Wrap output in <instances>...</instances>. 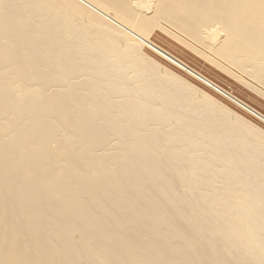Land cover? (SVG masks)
<instances>
[{"label":"bare ground","instance_id":"bare-ground-1","mask_svg":"<svg viewBox=\"0 0 264 264\" xmlns=\"http://www.w3.org/2000/svg\"><path fill=\"white\" fill-rule=\"evenodd\" d=\"M157 33H159L158 35H160V33H162V34L172 38L173 40H175V43L179 42V43L183 44L184 45L183 47H187V49H190V51L194 52L196 56L200 55L201 58L203 57V59H205L204 61L207 60V61H209V63L214 64V65H212V64H210V65H212L214 67L216 66L215 68H219V69L221 68V70L223 69V72L225 70L226 71L225 73L227 75H228V73H230L229 75L232 74V72L230 71L231 69L228 70V68L227 69L225 68V65L228 63L230 64V66L233 65L232 66L233 68L234 67L237 68V70H239V69L247 70L248 69L251 72V73L249 72V74H251L250 76L253 77V79H256V80H254L255 84L257 83L256 81H258L264 86V0H0V264H227L229 259H231V256L226 262L225 261L226 257H224V259L218 258L216 256H214L213 258H210L212 256L209 257V255L207 257H204L203 254L206 253L205 251L207 249L204 251L205 253L202 254V257H201V255L198 254V251H199V249L202 250V247L205 249L206 247L214 245V242L216 244L215 247L217 246V244L223 243L224 248L226 246H228V248H229V245L225 246V244H226V241L229 242L228 239H229V237H232V236H233V238H236L235 241L234 240L233 241L238 243L237 246L239 245L240 249L242 248V245L244 246V249L246 246L245 250L242 249V250H244L245 253H242L243 251H241V254H244V258H243L244 261L250 260L251 262L250 261L249 262L253 263V264H264V242L260 243V238L264 239L263 238L264 237V219L261 220L260 222H258L260 220L259 219L260 217H258V219H257V214L259 213L258 210L261 211L260 207H262L264 209V206H263L264 201L262 203L261 202L262 200L261 199H260L261 201L259 200L261 202L260 203L261 206H260L258 201H256L255 197H253L256 194L254 195L252 193V196H251V194H248V195H250L251 198L247 196V191L249 190L248 193H250L251 192L250 188H252L253 186L250 188L248 187V188L237 193L236 191L238 189L236 191L234 189V187L237 184L233 187L232 184H229L232 181L229 180L230 181L229 182L227 180L228 179L227 178V179H225V180H227L226 181L227 186L224 189V191L222 190V186L224 187V184L223 185L221 184L222 186L220 187V190H219V188L216 187V190L213 191L215 186L212 187L213 189L211 188L213 193H215V192L217 193V190H218V192H220V191L222 192V193L220 192L221 194L218 193L219 198H215L214 200L212 197H216L217 194H214V196L212 195V197H211L212 200H211L209 198L210 195L206 194V192H209L210 188L209 187H208L209 189L204 188V187H207L208 183H210V182L205 184V182H207L208 180L203 182L205 180V179L203 180V178L201 177L203 175V173L201 172L202 173V175H201L200 173H198V171H196L197 169H199L198 168L199 166L201 167L203 165V164L202 165L200 164V161L202 159H200V161L199 160L196 161L197 159L196 160L194 159V158H196L195 154L194 153L191 154L190 152H189L191 154L190 157H186V155H184L186 152L183 153L184 149L182 148V150H181V148H179V147L178 148L180 150H178L176 152H175V149H172L174 151V153H173V151H172V153H169V152H171L170 148H169V152H168V150L166 151V149H168V148L164 149L165 153L160 152L163 149H161L162 147H160V144L158 142V140L160 139L159 138L160 135H162L165 131L164 129L167 128L166 127L167 126L166 121L169 122V120L171 121L170 118H173V116H176V118L178 119V123L176 122L177 120L175 119L176 120L175 121L173 118L174 121H171V125L173 126V125L177 124V126L179 125L181 128V126L183 124L184 125L187 124L186 120H188V118L191 121V119L194 118L197 113H200L199 112L200 110H203L202 112H204V111L207 112V114H205V112H204V114L205 115L209 114L208 115L209 117H212L213 120H216V123L214 122L213 124H211V122H212V120H210L211 118L207 121L205 120L206 122H210V121L211 122H210V124L209 123L205 124L203 129H201L199 127L200 124L198 125L199 128L197 127V125H195L196 128L198 129L197 131L204 130V134H205V132L209 133L210 138L212 137L211 134L215 135L216 137H218L220 134H224L223 132H225V131H222V129L225 127L226 128L229 127L228 129H232V130L229 132L230 136H228V137H231V136L234 137V135H232V134H235V132H237L236 133L237 136H241V137L242 136H250L253 140L254 139L256 140L255 144L256 143L258 145L261 144L260 146L261 147L263 146V148H264V145H263L264 144V137H263L264 131L262 132V130H261V132H260V130H259L260 128L256 127L254 124H251L250 122L248 123L249 124L248 125V124L244 123L245 121L244 122L236 121V120H238L237 116H239V118H242V117H240V115L235 116L233 114L234 113L233 111H231V113L235 117H237V119L234 118L236 122L233 123L234 121L232 120L233 124L230 123V125H227V123H226V126L222 127V125H220V124H225V122L227 121V116H228L227 115L228 112H227V114H225L222 111H224V110L226 111L228 108H225L226 106L224 107L221 103L220 104L223 107L214 105V104L218 103V101H215V100L214 101L216 103L214 102L213 105L210 104L211 101L213 102V100H211L212 99L211 96H209L211 98H209L210 99L209 103L206 102V106H204L205 105L204 103H203L204 104L203 106L201 105L202 102L205 100L200 99L203 101L201 102V104L198 102L199 103L198 105H200V106H198L196 104V106L198 107V110L193 113V115L195 114L194 117L190 118L189 113H192V112H189V111H192V110H188V109L186 110V107L182 106L181 103L180 104L182 107H180L177 102H178V100L181 101L180 99H183V101L185 100L188 102L189 96L191 98H194V100H195L196 96L193 95V93H194L193 91H195L196 89L197 90H199V89L195 88V90H193L192 91L193 93H192L190 91V86L191 87H193V86L190 85L189 82H187V84L189 83L188 84L189 87H187L188 85L184 84V83H186V81H184V83H183L184 84L183 86H185L183 88H184V91L187 90V92H186L187 95H185V92L182 91V92H184V95H183V93H181V95H182V98H181V95L177 94L178 91L176 93L171 91V93L173 92L174 94H172L171 96L170 95L167 96L173 100L172 97L175 94H176V96L178 95L177 98H175V100H177L179 98L176 102V106H177L176 109H179V108L184 109L185 108L184 111L182 110V112H183L182 114H181V112H180V114L179 113L176 114L177 112L175 111V109L174 110L172 109L173 107L169 108L170 106H175V101H173L174 105H170L172 103L168 104V100H170V99H167V101H164L165 104H163V106L161 105L162 103L159 105L158 102H160V101L163 102V100H161L162 98H160V95H158L159 96L158 100H160V101H158L157 99H154V98H156L155 95H157V93H155V91H154L155 87L159 88V86L162 84L161 85L162 87H160V90H161L160 94H161V97H163V94H166V93L168 94L169 89H170V84H168L169 85L168 86L165 84L163 85V82H161V83L158 82L161 80V76L158 74V71L156 68L160 67L161 65L158 64L156 68H155V66L151 65L152 62L150 64V61L152 59L150 60L149 57L147 56V54L150 51L156 57L159 56L160 58L159 57L158 58L160 60L162 59L164 62L171 64L169 66L173 65V67L175 66V67L181 69L180 73L183 70L184 72L187 73L186 75L188 78L191 79V77H193L194 79H196L199 82L198 84H201V86L204 85L203 88L206 87L208 92L211 89V91H214V95H216L215 92L220 94L221 96H223L224 98H226L227 100L232 102L233 105H237L239 107L237 109H243L244 111L247 112V114L249 113L250 117L252 115L256 119L264 122V112H261L260 110L253 107V105L249 104L248 101L246 102L245 101L246 99H244L243 97L240 98L239 95L238 96L235 95L234 92L232 93L231 91L228 90V88L227 89H226V87L224 88L223 85L227 84V82H224L225 84H223V85H220L221 83L219 84V82H216L217 80H215L214 77H216L220 73H218L216 75L214 72V74L216 75V76H214L213 72L211 71V73L213 74V78H214V79H212V77H210V75H207V74H211L209 71H207L208 73L205 74L202 72L203 71L202 69H201L202 71H200V69L198 70L197 69L198 67L196 68V66H195L196 65L195 62H193L195 55L193 56V59L191 61V62H193L192 64H194V67L192 66L191 63H190L191 65L188 64L187 60L189 59L188 56H190V55L185 54V53H187V51H186L187 49H185V51H186V52L184 51L185 53L183 52L184 56L186 55L188 57V59L186 60L185 58H183L184 56L183 57L180 56V57H182V58H180V57H178V55H180V54L177 55V53H180V51H183L184 48H180V47L177 48V50H179V49H183V50H180L179 52L175 51L174 53H176V54L172 53L171 50H168L166 48L168 42L170 41V38L168 39L169 41L164 40L165 38L162 35V37L164 38V39L163 38L162 39L165 42H162V40H160L161 42L154 40L156 38L153 39V37H155L157 35ZM160 36H159V39L161 38ZM157 38H158V36H157ZM158 42H160V43H158ZM166 42H167L166 46L162 44V43H166ZM161 44H162V46H161ZM171 44H172V41L167 47H169ZM175 45H178V44H175ZM62 46L64 47V49H66L68 47V50H67V52H69L68 55H70L72 57H70V58H68V56L62 57V55L64 53L62 54L61 52H56V51H58L56 49L58 47H62ZM163 46H165V48ZM172 46H173V44H172ZM172 46H170V47H172ZM176 47H178V46H176ZM176 47H175V49L173 48L172 51L176 50ZM146 50H148L147 54L145 53ZM190 51L188 52V54L191 53ZM62 52H64L63 49H62ZM66 55H67V53H66ZM154 55H151V56H154ZM196 56H195V58H196ZM75 57L81 58L82 61L84 60V63L80 60L82 62V65L80 64L81 72L77 71L75 73L76 77L73 75L67 76V74H65L66 73L65 71L70 73V72H72V68H74V66L71 69L68 68L69 67L68 63H71L74 60H76ZM214 57L221 59L222 62H219V60L218 59L216 60ZM153 59H157V58L154 57ZM196 59H198V57ZM196 59H195V61H196ZM37 60L41 61V64H42L41 66H35V64H36L35 62H37ZM162 60L160 63H162L164 65V62H162ZM184 60H186V61H184ZM76 61H74V62L76 63ZM156 61L159 62L158 59ZM207 61L204 64H207ZM201 62H203V61H201ZM37 63L40 65L39 62H37ZM167 63H165L166 65H164V66H168ZM224 63H226V64H224ZM78 64H79V61H78ZM154 64H157V63H154ZM10 65L15 66L14 70H11V71H13V74L11 73L12 76H6L5 74L9 73V72H7V69H8L7 67ZM198 66L201 67L199 63H198ZM205 66H208V65H205ZM173 67H172V71L174 70ZM214 67H213V69H215ZM226 67H228V66H226ZM169 68L171 69V67H169ZM206 68H209V67H206ZM235 68H234V70H236ZM162 69H164V68L162 67ZM176 69H175V71H176ZM210 69H212V68H210ZM76 70H78V69L76 68ZM142 70H145L144 74H143ZM147 70L149 72V74H148L149 76L147 75V73H148V72H146ZM241 70L239 72H241ZM3 71H5L7 73H5ZM114 71L118 72V75L116 76L117 79L111 78V77H109V79H116V80H114V81L111 80L112 82H110V80H108L109 82L103 81V77H104V76H102L103 74L104 75L107 74L105 76L107 78L108 73L112 75V73L114 74ZM165 71H167L166 68H165V70H163V72H165ZM168 71H167L168 74L165 73L166 75H169L170 72H168ZM213 71H215V70H213ZM74 72H75V70H74ZM145 72H146V74H145ZM204 72H206V70ZM77 73H82V75H85V74L87 75V73H88V76L90 75L89 77H90V80L92 82L91 83L92 85L90 86V88H87L89 85H88V82H86L85 78H84L86 75L84 77L82 76L84 79L82 78L83 81H80L79 83L85 82V84H84L85 87L87 89H90V90L92 89L91 92H93V94L94 93L96 94V95L94 94L95 95L94 96L92 93H89L90 91H86V96H88V94H89L90 98L92 97L91 95H93L94 97H92L91 100H89V97H88V99H87L88 104L85 105V109L86 108L95 109L96 114L92 115V116L89 115L91 110H90V112L86 113V115H85V113L82 114V116L83 115L86 116L85 121L83 120L82 117L77 116L80 113H82L80 111L83 110V109L81 110V106L83 103L80 101V99L77 98L75 100H72L73 97L71 98V100L66 99V96L69 95L70 93H73V94H71V96L75 97L77 92L80 90V86L83 85V83L81 85L78 82H76V83H78V85L77 84H73V85L74 86L77 85V87L80 85L78 88L75 86L76 87V89H75V87H73L72 85L70 86L69 82H70L71 78L75 77L76 79H78ZM141 73L143 75H146V77L148 76L147 79H146V77H145V80L140 79ZM159 73H160V71H159ZM242 73L243 72H241L240 74H242ZM142 74H141V77H143ZM234 74H232V76H229V79L231 77H233ZM8 75H10V74H8ZM62 75L65 78L67 76L66 81H65V79L61 80L63 78ZM127 75H128V77H129V75L131 77V81H130V77L128 78V80L125 79L127 81H130V82H128V84H127V81L123 80L124 77L126 78ZM242 75H245V74L243 73ZM171 76H175L177 78V75H175V74L171 75ZM165 77H164V79L162 78V80L165 81ZM184 77L186 79V76H184ZM224 77L225 76L223 75L222 80ZM235 77L237 80H240V81L243 80V78H241V76H239L241 79L237 75H234L233 78L235 79ZM58 78H61V79H59V80H61L60 82L65 81L67 83V85H69L72 88H70L69 86L68 87L65 86L66 84L64 82L65 85H63V87L61 86L62 84H59L60 87H62L61 89H63V90L58 89V88H60L59 85L57 84L59 82V80L57 82ZM79 78L81 80V77H79ZM106 78L104 80L108 79V78L107 79ZM173 78L174 77H170V75H169V77L166 78V79H168L166 81V83L167 82L168 83L176 82L175 81L176 78H174V79ZM178 78H180V77H178ZM178 78H177V80L179 81ZM248 78H249V75H248ZM217 79H221L220 75ZM226 79H228V78L226 77ZM253 79H251V80H253ZM72 80H74V79H72ZM122 80H123V82H122ZM183 80L184 79L182 78L181 81L183 82ZM124 81H125V83H124ZM178 81H177V83H178ZM241 82L243 83V81H241ZM252 82H251V84H252ZM55 83H56V86L58 85V88L55 89V91L53 92V90L55 88L53 84H55ZM157 83H159V86ZM196 83H193V84H196ZM242 83H240V84H242ZM51 84L53 85L54 88H52L53 90H51L50 93L48 94L49 91H45V88L48 87L49 85L51 88ZM174 84L177 85L176 83H174ZM244 84H246V83L244 82ZM261 84L260 85L258 84V86H261ZM86 85H88V86H86ZM175 85H173V86H175ZM171 86H172V84H171ZM173 86L171 87L172 89H173ZM244 86H246L249 89V87L251 85L246 84ZM244 86L242 88H245ZM85 87H84V89H85ZM186 87L189 89H187ZM252 87H254V86L252 85ZM73 88L75 90H77V92H74L75 90L73 91L72 90ZM200 88H202V87H200ZM175 89H177V88H175ZM191 89H194V88H191ZM248 89H247V91H248ZM46 90H48V89L46 88ZM207 90H204V91H207ZM109 91L110 92L112 91L111 92L112 94L115 93L117 95V96L116 95H114V96H116L115 98H117V100L116 99L115 100L118 102L121 101L122 95L125 94L123 96L127 95L126 97H128L129 99H131L133 101L130 100V103H129V101H127L129 99L125 97V99L124 98L122 99L123 100V101H121L122 103L124 102V100H126L129 103V105L131 104V102L135 103L134 106H133L134 103L131 104L133 107L131 109H129L130 112H129V110H125L126 107L128 109V106H126L127 102H124L125 105H124V103L122 104V107L124 105L125 109L120 107L121 106L120 102H119L120 104L118 103L116 105V107L119 105L120 109L125 110V111L122 110V112H124V114H125V116H124L125 122L130 120L127 118H130V116L133 117V114L135 112H137V113L138 112L139 113L145 112L146 116L142 115V118L148 117V119L150 121L149 115H150V112L153 111L155 113H159V117L161 116V118L158 117V120L162 119L161 121H164L165 126L162 125L164 127V129L162 128L163 130L161 129V131L156 129V127H154L156 130H154V131L152 130L153 132L151 133V131L149 132V130H150L149 127H147L149 123H147V126H145V127L143 125V127L145 128L144 135L145 134L146 135H145V137H144V135L143 136L140 135V136H142V140L139 137L140 142L138 143V141H137L138 145H140V147H141L140 151L142 149L141 152H143V155H141V156H143V157H140V158H138V160L134 161L136 165L134 164V162L132 164L133 158H131V160H132L131 162L128 161L130 159L129 156H131V155L133 156V153L129 152V150L131 151V148L127 149L128 150L127 153L129 152L131 155L129 153H128L129 155L125 154V152H124V154H125L124 155L123 152L122 153L120 152L121 154L117 152L118 150L121 151V149H122V148H120L121 144L116 145L118 143V140L120 142V141H123L121 139H127L126 137H131V136L133 137V138L132 137L130 138L131 140L128 138L131 142H129V144H128L129 140L128 141L125 140V143H123V144L125 145L126 141H127V144H128V145L126 144L127 148L129 147V145H130V147L133 145V142L135 139L134 138L135 137L134 132L136 133L135 127L133 128L134 119L132 121V124L128 126L127 124L124 123V121H123L124 119L122 118V120H121V118H120V120L123 121V123L125 125H127L128 128H130V126H131L130 130L128 131L127 130L128 128H126L127 126L124 127L123 126L124 124H122V126L125 128L126 132H125L123 127L122 128L120 127L121 129L118 127L119 130L117 129V127H116L117 125L115 124V122L118 124L119 120L113 121L114 123L111 121L112 122L111 123L112 128L116 127L117 131H120V130L122 131V129H123L122 132L120 131V134H122L123 132L126 134L128 131V133L131 134V136L127 133L128 135L126 134V137L124 136V138H122L123 136L120 135L121 138L118 140L115 138L117 140L116 141L114 139L115 134H117L116 133L117 131L115 130V128L113 129V130H115V132L113 133L114 136L112 134H111L112 136H110L109 133H111V132L108 131L109 132L108 133L105 130L106 134L113 138V139H111L105 134L106 137L110 141L112 140L111 143L113 142V140H115V142H116V143L113 142L115 144V146H113V147H111L112 145L109 142L107 145L110 144L111 146H108V147H111V150L113 151L112 148H115L117 146L115 148L117 151H114V152H117V153H115V155L120 154L121 155L120 157H123V160L125 159L126 161H128L130 163V165L131 164L135 165V166H133V169H135V167H137V166H142L143 164L150 163V164H152V167H153L151 170L154 169V172H156V173L160 172L161 174L164 170L163 169V167H164L163 165H165L164 162L169 161L168 164L173 163V162H170V160L172 161V159H174L176 157V155L178 157L179 154H180L179 155L180 159H182L181 158L182 156L184 157L183 160L186 158H190L189 161H191V162H189L187 159H186V162H189L190 164H192L193 167L197 162H199L200 165L198 167L196 166L197 168L196 167L193 168L192 165L189 166L190 164H188V163L184 164L183 163L184 161H181L179 159V157H178V159H179L178 162L183 163V164H180V163L178 164V162L176 164V162H175L177 159V157H176L174 159L175 161L173 160L175 162L174 166L175 165L176 166L174 167V170H173V168L171 170V171H174V173L176 172V175L173 174V175H175V177L174 176H172V177L176 182V181H178V179L176 180L175 178H178V176L181 175L178 173L179 170H184V171L186 170L187 171V169H188L189 171H187L188 173L186 172L187 174H185V176L188 178L187 175H189V178H188L189 180L187 178H185V179H186V181L187 180L189 181V186L190 185L192 186L194 184L191 182V179L193 178L192 173L197 172L198 174L201 175L200 176L201 178L199 177V175H196V176H198V178H200L201 181L203 180L202 182L205 184L203 186V188L208 190V191H206V190L205 191L203 190V191L207 196H209L208 200L210 199L212 201L213 204H210V205H213V207H214L213 209L220 210L221 207H224L221 210L224 209L226 211L227 210L226 208L228 206H230V207H228L227 212L224 211L225 214H224V212H223V214H224V216L226 214L228 215V211H229L231 213V216L228 215V216L223 217L222 219L220 218L219 221H221V222H219L218 224H217L218 220H217V222H215L216 219L215 220L211 219L212 217L210 214L212 213V211H210V208L212 209V206L208 209L211 213H209L207 211L209 214V218L211 217L210 219L212 221H214L213 225L210 226V229L209 228L208 229L210 232H215V235L217 234L216 236H214V234H212L215 237V241H214V239L212 240L213 242L208 241V239H206L207 237L204 236V232H206V231L203 230V232L201 234L205 237V239L207 241H205V239L203 237L204 241H202L201 243H197L202 238V237H200L201 235L198 236V237H200V239L195 236L199 232V228H197L196 226L192 227L190 225V222L188 221L190 219V217H189V219L187 217L190 213L187 214V216H186V213H185L186 210H187V212L191 211V210H189V208L192 207L191 209L192 210L195 209L194 211L196 212L200 209L201 206H203L202 202H199V204L201 203L200 204L201 206H199V207L197 206V209L194 206V209H193L192 204H190L191 207H187V205H185L186 203H184V205L187 208L184 207L183 204L181 203V200L179 199V202L181 203L182 207H184L186 209H184V208L180 209L179 208L176 210V212L184 209L185 211L182 212V214L183 213L184 214L182 216H180L179 214L175 215V213L173 212L172 213L173 215H172L171 214L172 211H170V213L167 212L169 215L171 214V217H167L169 219H167L166 216H164L167 220H165V219H164L165 221H158L157 220L158 221L157 222L156 221L157 214L155 213L156 215L155 214L154 215L156 216V218H155V216L153 218L151 213L153 210H155L156 206L158 207L159 203L155 206L154 205L155 202L151 201L150 203H153L155 208L152 209V211H150L149 210L150 205H149L148 210L150 211V214L144 215L146 213L145 212L146 211L145 206H147V205L143 204L145 207V208H143V210H145V211H142V212H144V214L139 219L138 217L141 215L140 211L142 210V208H140V205H142V204H139L138 200L135 201L137 198L134 200L135 202H132L133 200H131V202H130V200L127 199L130 202L129 205H128V203H126L127 201L123 202V198L126 197V194L127 195H132V194L126 193L127 192V190H126L125 191L126 194H124L125 196L123 197L122 196L123 195L122 194L123 189L118 187V184L115 185L116 182L111 183V179L109 177H111V178L115 177L118 179V174H119L118 171L119 170L116 171L115 169H113L115 166L113 167L112 165H111V167H113V168L107 169L106 165H108V167H109L110 161L108 164H106L104 166V161L102 159H100L101 156H99V155H98V157H100L99 160L103 161L102 164H103L104 169H105L104 171L101 170L102 174L101 173L100 174L102 176H104L103 172H104V174L106 173L105 175L108 176V178H107L108 182L107 183L105 182V184L103 183L101 185L97 181L95 183H98L99 185H97L96 188H94L92 186L94 189L93 188L91 190L88 189L89 185L95 184L94 181H95V179H97L96 178L97 176H95V175H97L100 172V169L98 166L99 165L101 166L102 164L99 161L100 164H98V166H95V165H93L94 162L92 163V161H91L92 165H91V163H90V165H87L86 162L89 161L91 159V155H93V152L91 153L92 149L89 150V148H88L90 144H87L88 143L87 139H89L92 135L93 136L99 135V134L103 135V131L100 132L101 130L99 131L98 126H100L102 123L104 124L103 121L105 119L107 120V118H105V117L110 116L108 114V112H106L107 111L106 109L107 108L109 109V108L115 106V105L112 106V104H110V102L113 103L115 101H113L114 97H112V95ZM113 91H114V93H113ZM151 91H154L155 94L153 92H152L153 95L149 94ZM156 91H159V90H156ZM199 91H197V93L199 92L202 94V91L201 90H199ZM250 91H252V90H250ZM79 92H81V91H79ZM104 92L110 93L109 100L112 98V100H110V102H109L108 107H107L108 103L105 101H106V98L108 99L109 96L108 97L105 96L106 98L104 99V97H103L105 95V94L103 95ZM252 92L254 94L256 91L253 89ZM257 92H259V91H257ZM260 92H262V91H260ZM74 93H76V94H74ZM118 93H123V94L121 96L120 95L118 96ZM206 93L203 92V94H206ZM249 93H251V92H249ZM249 93H247V94H249ZM148 94L152 95L154 97L150 98V96ZM211 94L213 95V92ZM258 94H260V93H258ZM258 94L256 96H259ZM261 94H263V93H261ZM106 95H108V94H106ZM179 95H180V97H179ZM196 95H198V94H196ZM206 95H204V96H206ZM220 95H219V98H221ZM234 95H235V97H234ZM250 95L248 97L253 100V97L251 98ZM176 96H174V97H176ZM183 96H187L188 97L187 100L185 97L183 98ZM193 96H195V97H193ZM67 97H70V96H67ZM118 97H119V100H118ZM165 97H166V95H164V100H165ZM206 98H208V95L206 96ZM224 98H221V99L223 100ZM259 98H260V96H259ZM259 98L257 99V97H256L255 99L259 100ZM221 99H218V97H217V100H220V102H222ZM156 100L158 102H156ZM224 101H223V103H224ZM116 103L117 102H115V104ZM166 103L169 105V107ZM190 103H191V101H190ZM192 104H193V102H192ZM192 104H190V106ZM110 105H111V107H110ZM166 105H167V107H165ZM183 105H186V102H184ZM225 105H227V104H225ZM178 106H179V108H178ZM187 106L189 108L188 104H187ZM201 106L205 110L202 108H200V110H199V107H201ZM194 107H195V104H194ZM197 107H195L194 109H197ZM232 107H230V108H232ZM235 107L236 106H234V108ZM221 108L222 109L224 108V110H222ZM234 108H232V109L234 110ZM89 109H88V111H89ZM120 109L118 107L115 108V110H120ZM115 110H114V112H115ZM228 110H230V109H228ZM108 111H109V113H111L110 109ZM94 112L92 111V113H94ZM114 112H112L114 117H115L114 119H117L116 118L117 115L115 116ZM246 112H244V113H246ZM118 113L119 112L117 111V114ZM148 113H149V115H147ZM186 113H188V115ZM154 115H156V114H154ZM199 115H201V114H199ZM48 116H50V117L48 118ZM87 116H89V117L91 116V117L89 118ZM120 116L122 117V114ZM140 116H141V114H140ZM191 116H192V114H191ZM230 116H231V114H230ZM152 117H154V116L151 115V118ZM199 117L200 116H198V118ZM50 118H53V119H50ZM79 118H80V120L82 118L83 121H80ZM86 118H89V119H86ZM97 118H98V120H97ZM103 118H104V120H103ZM137 118L138 117H136L135 119L137 120ZM145 118L143 121H145ZM255 118H253V119H255ZM93 119L94 120L96 119L97 121H101V119H102V123L100 122L99 123L100 125H98V122H96V120L94 121ZM138 119H140V118H138ZM148 119H146V121ZM155 119H157V118H153L154 121H155ZM204 119H208V117L204 118ZM230 119H232V118H230ZM26 120H28V123L30 122V125H28V126L25 125V127H22L23 125H20L21 122L23 124V122H26ZM106 120H105L104 126H107L106 128H108L110 126V124H109L110 118H109V121L107 120V122H106ZM250 120H251V118H250ZM52 121L60 129H58V131H55V132L54 131L53 132L47 131L48 132L47 133L44 126L48 125L49 123L50 124L53 123ZM154 121H152V123ZM157 121H155V122L157 123ZM185 121H186V123H184ZM228 121L230 122V120H228ZM255 121H257V120H255ZM16 122L20 125V127H18ZM92 122H94V123H92ZM95 122H96V124H95ZM137 122H139V120H137ZM137 122H135V123H137ZM174 122H176V123L174 124ZM129 123H131V122H129ZM144 123L145 122H143V124ZM202 123H201V125H202ZM254 123L256 124V122H254ZM106 124H109V125H106ZM155 124H154V126L161 127L160 125L162 123H158L160 125H158V124L155 125ZM189 124H190V122L188 123V125ZM96 125H98V126H96ZM138 125L140 126V122L138 123ZM138 125H137V128L139 127ZM169 125H170V123H169ZM188 125H185V126L188 128ZM190 125H189L190 128L194 127V126H192L194 124H190ZM251 125H253L254 128ZM101 126H100V128L102 129ZM135 126H136V124H135ZM54 127H56V126H54ZM46 128H47V126H46ZM80 128H81V130H80ZM82 128H84V129L82 130ZM150 128H151V125H150ZM187 128H183V130L180 129L183 134L180 133V131L178 129H176V130L180 134L184 135ZM255 128L256 129L258 128V130H256ZM51 129H52V127H51ZM74 129H76L78 131V132L76 131V133H74L75 135H72L74 137L69 138L71 136H68V135H67L68 136L67 137L66 134L70 133L71 130L74 131ZM110 129L108 128L107 130H110ZM132 129H134V132ZM140 129L141 130L137 129V130H139V133H141L140 131H143L142 130L143 128H140ZM146 129H148V130L146 131ZM184 129H186V130L184 131ZM102 130H104V129H102ZM188 130H189V128H188ZM194 130H193V132H191L192 130L188 131L189 133L186 132L187 135L190 133L191 134L189 136L185 135V138H186V139H184L185 141H183L181 138V141L183 142V145L185 144L184 147H186V149H187V146H189L190 147L189 149L192 150L193 149V148H191V147H193L192 144L193 143L198 144L197 141L193 142L196 140L195 138H194L195 140H193V137L199 135L201 132L198 133V132H195L196 130L195 131ZM223 130H225V129H223ZM111 131H112V129H111ZM258 131L260 133H263L262 134L263 136ZM147 132H149V133H147ZM161 132H163V133L161 134ZM166 132H167L166 133L167 135L165 137L167 138L166 141H168V143H169V141L171 142L172 138L178 134V133L174 134L173 130L170 131L171 134L173 135L171 138V134L168 131H166ZM58 133H59L60 137H61V135H63L62 138L66 137L65 140H67L66 141L67 143L66 142L65 143L60 142L61 139H59L60 137H58ZM137 133H138V131H137ZM137 133L135 135L139 134V133L138 134ZM168 134H170V135H168ZM192 134H194V135L192 136ZM69 135H71V133ZM105 135H103V137ZM93 136H92V139H94ZM117 136L119 138V134ZM117 136H115V137H117ZM223 136L227 137L226 134L221 135L219 137L224 139L225 137L223 138ZM106 137L102 138V136H101V137L96 138V136H95L96 143H98L97 141H99V138H101L103 140H105V139L108 140ZM162 137L163 136H161V138ZM176 137H178V136H176ZM204 137L207 138L205 135H204ZM183 138H184V136H183ZM136 139L138 140V138H136ZM163 139L165 140V138L163 137L162 139H160V141ZM176 139H177V143H178L179 137L175 138V140ZM202 139H203V141L207 140L204 138H202ZM229 139L232 140L231 138H229ZM233 140H235V139H233ZM243 140H244V138H243ZM92 141L90 139V143ZM166 141H165V143L163 141V143L168 144V143H166ZM181 141H179V143H181ZM220 141H221V139H220ZM225 141H222L223 144ZM217 142H219V141H217ZM248 142H247V145H248ZM94 143H95V141H94ZM96 143L94 145H96ZM99 143H100V141H99ZM103 143H101V144L104 145V147H103V148H105L104 150L105 151L108 150L109 148H106L107 145H105V143H107V142L103 141ZM134 144H136V143H134ZM199 144L202 147L205 143L203 144V142H202V144L201 143H199ZM223 144H221V146ZM249 144L253 145L251 142ZM87 145H88V147H87ZM91 145H93V142ZM169 145L170 144H168L167 146H169ZM172 145H173V147H172ZM172 145L170 147L174 148L175 145H178V144H176V142L173 144V141H172ZM200 145H199V147H200ZM229 145L232 146L231 144H229ZM81 146H82V148H85V149L87 147L86 150L88 152L86 150H84V153H83V149H81L82 152L80 150L75 151L77 149V147L81 148ZM118 146H119V149H118ZM163 146L167 147L165 145H163ZM207 146H209V144ZM219 146L220 145H218V147ZM234 146H235V143H234ZM252 147L250 146V148H252ZM97 148H96V151L94 150L95 148L93 149L94 153L95 152L97 153V150L99 149V148L98 149ZM103 148L101 147L100 149L102 150ZM133 148H134V146H133ZM257 148H258V146H257ZM53 149L55 150V154H51ZM124 149H125V147H123L122 151H124ZM137 149L139 150V148H137ZM258 149H260V148H258ZM101 150H99L100 152H98V153L102 154L103 150L102 151ZM190 150H188V151H190ZM199 150H200V148L198 149V151ZM247 150H248V148H247ZM150 151L152 153H150ZM225 151H224V156H226V155L228 156L229 152L228 153L226 152L227 153L226 154ZM252 151L253 150H251V152ZM132 152H135V150L133 149ZM136 152H137L136 155L140 154V153H138L137 150H136ZM219 152H221V150ZM251 152L249 150V153H251ZM105 153L106 154H104V153L103 154L104 155L109 154L107 152H105ZM197 153L199 154V152H197ZM213 153L215 154L213 156H215V158L218 157L219 158L218 161H220L221 157L216 156V155H219L218 152L213 151ZM148 154L150 155V157L152 156L151 158H153L154 161L149 157ZM181 154H182V156H181ZM193 154H194V158H193ZM257 154H259V153H257ZM122 155H124V156H122ZM136 155H134V156H136ZM67 156L68 157L70 156V160L68 163H67L68 159H65ZM107 156H105V157H107ZM109 156H112V155H109ZM191 156L194 159V162H196L195 164H193L194 162L192 163L193 160H191L192 159ZM197 156L200 157V155H197ZM93 157L94 156H92V160H93ZM102 157H103V155H102ZM105 157H104V159H106ZM112 157L115 158V156H112ZM116 157L118 158V156H116ZM128 157H129V159L127 160ZM203 157H205V156H203ZM209 157L212 158V155ZM97 158L96 159L94 158V159L97 160ZM231 158H233V157H231ZM237 158H239V157H237ZM64 159L66 160L65 163H67V166L62 165L63 167H60L59 165L61 163H64ZM135 159H136V157H135ZM212 159L214 160V158H212ZM242 159L243 158H241V160ZM246 159H245V161H246ZM251 159H250V161H251ZM117 160L120 161L121 159L120 158L116 159V160L114 159L115 165L117 163L116 162ZM125 160L121 161L122 163L121 162H118V163L127 164ZM208 160H210V159H208ZM221 160L222 161H220V163L216 162V164L218 165V168H221V167L223 168L224 166H221V164L225 165V163H226L225 161H227V160H225V157H222ZM231 160H233V159H231ZM231 160H229V162ZM258 160H259V158H258ZM260 160H262V159H260ZM263 160H264V158H263ZM204 161H206V160H204ZM97 162H98V160H97ZM111 162L114 164L113 160H111ZM234 163L232 166L235 167ZM244 163H246V162H243L240 165H242ZM262 163H264V162L261 161V164ZM168 164H167V166H168ZM256 164H257V162H256ZM196 165H198V164H196ZM219 165H220V167H219ZM237 165L238 164H236V166ZM244 165L247 166L248 164L247 165L244 164ZM124 166H127V168H125ZM124 166H122V167L120 166L121 168H123V170H122L117 165L118 169L122 170V172L125 171L124 169L129 168L128 165H124ZM185 166H187V169L184 168ZM203 166H202V169H203ZM213 166H214V164H213ZM213 166H212V168H213ZM80 167L81 168L84 167V169L82 168L83 170H80L79 169ZM144 167H147V171H148V166L144 165ZM144 167H140L139 169L143 168V171H146V169ZM150 167H149V170H150ZM169 167L171 168L170 165H169ZM242 167H244V166H242ZM253 167H250V168L252 169ZM262 167H264V165ZM166 168H165V172L168 171V168H167V170H166ZM205 168H207V167H205ZM205 168H204V170H205ZM225 168H227V166ZM129 169L132 170L131 168H129ZM194 169H196L195 170L196 172L194 171ZM207 169H209V167ZM231 169L232 168H230V170ZM240 169H241V167H240ZM254 169H256V168H253V170ZM217 170H214V171H216V173H218ZM222 170H225V169L223 168ZM260 170H262V169H260ZM128 171L129 170H127L126 173ZM134 171H133V173H134ZM206 171L207 170H205L204 173H206L205 175H207L208 178H209L208 175L212 176V175L216 174L215 172H213L214 174L213 173L208 174L209 172L207 173ZM208 171H210V170H208ZM225 171H223V172H225ZM247 171L249 173L248 176H250L249 170L246 169V172ZM256 171H257V169H256ZM130 172H128L127 174L132 173V172L131 173ZM133 173L131 175H133ZM151 173H153V172H151ZM122 174H124V173H122ZM146 174H145V176H146ZM163 174H164V172H163ZM165 174H169V176H170V175H172V172L171 173H165ZM135 175L137 176V173ZM135 175H133V176H135ZM138 175L143 176L142 174H138ZM190 175L192 178L190 177ZM223 175H225V174L223 173ZM227 175L224 177L221 175L223 178H221V176L220 177L218 176L217 178L220 181L221 179L228 177ZM183 176H184V174H183ZM183 176H181V178L179 177V179L181 181L183 180ZM194 176H195V174H194ZM214 176H213V178H214ZM233 176H234V174L231 177H233ZM242 176H245V174H243ZM204 177L206 178V176H204ZM241 177L238 176L239 179ZM99 178L101 179V177H99ZM134 178H132V179H134ZM136 178H139V177H136ZM148 178H150V176L147 177V181H146L147 183L150 182V180L148 181ZM154 178L155 177H153L152 180ZM156 178H158V177H156ZM156 178L154 179V181L151 180V182H157ZM235 178H237V177H235ZM252 178H254V177H252ZM107 179L104 178V180H106V181H107ZM119 179L117 180V183H119ZM123 179H125V178H123ZM246 179L250 180V178L249 179L246 178ZM263 179H264V175H263ZM136 180L138 181V179H136ZM136 180H134V181H136ZM144 180H145V178H144ZM209 180L211 181V179H209ZM127 181H128V179H126V182ZM161 181H162V179H161ZM181 181H180V183L179 182H176V183L183 185V183H182L183 181L182 182ZM238 181H240V180H238ZM244 181H246V180H244ZM253 181H255V179H253ZM166 182H168V180H166ZM198 182H200V181L198 180ZM243 182H241V183H243ZM247 182H249V181H247ZM259 182H260V180H259ZM90 183H92V184H90ZM125 183H124L123 187L125 189L126 188L129 189L130 193L134 192L133 194L135 195V191L137 190V188H135V187L133 188L132 185H131L132 187L128 188L127 187L129 185L128 182H127L128 185L126 184V187H125ZM131 183H132V181H130V184ZM139 183H140V181H139ZM157 183L162 184L163 182H157ZM244 183H243V186H244ZM140 184H138V185L140 186ZM196 184L199 186V184H202V183L196 182L195 185H193V186H197ZM260 184H262V183H260ZM142 185H144V184H142ZM150 185L152 186V184H150ZM182 185H181V188H183V186H184V185L183 186ZM249 185H247V186H249ZM258 185H259V183H258ZM156 186H161V185L160 184L155 185L153 187V189H155ZM167 186L169 187L168 184H167ZM193 186L191 187V189H193ZM195 188H197V187H194L193 192H194ZM133 189H136V190L133 191ZM159 189H160V187H159ZM162 189H165V188L164 187L162 188V186H161V190ZM168 189H170V188H168ZM168 189L165 191L168 192ZM172 189H173V187L170 189V191ZM199 189H201V191H202V188H199ZM252 189H254V187ZM131 190H132V192H131ZM140 190L138 189L137 191H140ZM161 190H158V191H161ZM189 190H190V188L186 189L185 191L189 192ZM245 190H247V191H245ZM141 191H140V194H142L141 197H143V198H144V196H146L148 198V194L152 193L150 191L146 192L145 189H144V192L143 191L141 192ZM158 191H156L157 192L156 194H158L157 196H159ZM174 191H176V189L173 190L171 193H173V194L175 193L176 195H178L180 193L179 192L177 194ZM178 191H179V189H178ZM180 191H184V190L180 189ZM197 191H196V194H197ZM66 192H68V195L63 194ZM161 192H164V191H161ZM161 192H160V194H161ZM187 192L186 193L183 192V193H185V196H186ZM200 192H198L199 198L201 197L200 194H204V193H202V192L200 193ZM262 192H264V190ZM143 193H145L144 196H143ZM166 193L164 192L165 195L171 194L169 192L167 194ZM191 193H192V191H191ZM173 194L170 196H172L171 198L173 200H175V198L177 196L174 195L175 197H173ZM181 194H182V192H181ZM188 194H187L188 196L191 195L190 193H188ZM180 195H178V196H180ZM206 195H204V197ZM150 196H152V195H150ZM157 196L153 197L154 200L156 197V199H157L156 201H158L161 198V196H160V198H157ZM164 196L162 197L163 199H164ZM195 196H194V199L196 198ZM95 197L96 198L98 197V199H97L98 202L96 204L94 203L95 205L89 208V206H91V202H92L93 198H95ZM129 197H130V199H132L131 198L132 196H129ZM129 197L127 196V198H129ZM191 197H193V195L190 196V198ZM206 197L204 198V200L206 199L205 201H207ZM230 197L233 198L232 202L230 200L231 199ZM261 197H264V195ZM145 198H144V201H145ZM153 198L151 197V199H153ZM177 198H179V197H177ZM183 198H185V197L183 196ZM83 199H85V201ZM148 199H150V198H148ZM148 199H146V200H148ZM172 199H170V200L168 199L170 201V202H168V200L166 201V197H165L164 201H166L168 204L172 203V204H169L172 206L174 203H177L176 201L172 202L171 201ZM187 199H188V197H187ZM189 199H188V201H189ZM201 199H203V198L201 197L199 201H201ZM164 201H161V202L163 203ZM158 202H160V201H158ZM166 202H165V204H166ZM197 202L195 201V203H197ZM208 202L209 201H207V203ZM148 203L146 202V204H148ZM195 203H193V204H195ZM209 203H211V202H209ZM177 204H179V203H177ZM204 204H206V202ZM206 205H209V204H206ZM176 206H180V204L176 205ZM258 206H260V207H258ZM85 207H88L89 210L86 209ZM165 207H168V205L166 204V206H164L163 209H165ZM151 208H152V206H151ZM168 208H166L167 209L166 211H169ZM163 209L162 210L160 209V210L163 211L162 213H165ZM174 209H175V206H174ZM174 209H170V210H174ZM202 209L204 210V207ZM205 210H207V209H205ZM156 211L159 214L158 216L160 217L161 212L159 211L158 208L156 209ZM204 211H202V213H201V211H198V213L196 212L193 214L199 216L200 213L205 214V213H203ZM136 212H138V213L140 212V215H138V217H137L139 220L137 219V221L135 219L132 220L133 218H135L133 215H135L134 213H136ZM263 212H264V210H263ZM138 213H136V214H138ZM147 213H149V212H147ZM153 213H154V211H153ZM177 213H179V212H177ZM166 214H164V215H166ZM169 215H167V216H169ZM195 215H193V216L195 217ZM161 216H163V214H161ZM205 216H207V215H205ZM212 216H214V215H212ZM215 216L218 217L219 215H215ZM215 216H214V218H217ZM159 217L157 219H159ZM194 217H193V220L196 219V218L194 219ZM201 218L203 220L204 216L202 217V215H201ZM209 218L207 220H209ZM153 219H155V222H157L156 226H155L156 228H154L152 226ZM207 220H203V221L207 222ZM203 221H202V224L205 223V222L203 223ZM209 222H211V221H209ZM196 223H197V221L194 224H196ZM207 223H205L206 226L205 225H203V226L208 227ZM214 223H216V225H214ZM199 224L202 225L201 223H199ZM209 225H210V223H209ZM186 226L187 227L189 226V227L183 229V227H186ZM129 227H131L133 229H130ZM147 227H151V229H152L151 230V233H152L151 236H149L150 228L147 229ZM180 228H181V230H180ZM161 229L164 232L161 231ZM208 233L209 232H207L206 234H208ZM208 236H210V235H208ZM211 236H210V238L213 237V236L212 237ZM193 237H194V239L196 238L195 239L197 241L196 243H193V240H194ZM223 237H226L227 240L225 241L223 239ZM197 238L199 240H197ZM210 238H209V240H210ZM221 238H222V240L225 241V244H224V241L220 240ZM255 240H257V241H255ZM174 241H176L178 244H175L176 242H174ZM216 241H220V242L216 243ZM231 241H232V239H231ZM79 242L81 244L78 246H75ZM170 243H171V245H169ZM236 243H234L235 246H236ZM73 246H75V248H73ZM219 246L220 245H218L217 247L220 248L221 246L220 247ZM187 248H190V250H191V253L189 252L190 257H189V253L184 251V250L188 251ZM211 248L212 247H210L208 249L210 250ZM214 248L211 250H214ZM221 248L224 249L223 246ZM230 248L231 249H228L229 251L230 250L232 251L235 249L233 247H230ZM238 249L236 248L237 251L235 250V253H234V251H232V253H234V255L237 254L236 256H241L239 253H237ZM181 250L184 251L185 254H188V260H187V258H185L186 255H184V257L182 256L183 254L181 253ZM209 250H207V253ZM202 252L203 251H201V253ZM230 252H229V254H230ZM239 252H240V250H239ZM218 253H220V251H218L216 254H218ZM223 253L228 255L227 247L224 249ZM234 255L232 257H234ZM219 256L221 257L222 254L220 253ZM222 258H223V256H222ZM240 259L242 260L241 257H240ZM246 259H249V260H246ZM232 260L233 259H231V261ZM231 261H230V263L236 264L240 260H238L237 262L236 261L231 262ZM245 263H243V264H245ZM247 264H248V262H247Z\"/></svg>","mask_w":264,"mask_h":264},{"label":"rangeland","instance_id":"rangeland-1","mask_svg":"<svg viewBox=\"0 0 264 264\" xmlns=\"http://www.w3.org/2000/svg\"><path fill=\"white\" fill-rule=\"evenodd\" d=\"M158 34H159V33H157V35L155 34L156 36L153 37V39H154V38H156V39H154V40H157V41L162 40V42H165L164 40L169 41L168 39H169L170 37H168V36H166V35H164V34H162V33H160L161 36L158 35ZM162 35H163V37H164L165 39L162 37ZM157 36H158V38H157ZM159 36L161 37L160 39H159ZM166 37H167V38H166ZM162 38H163L164 40H163ZM157 41H156V42H157ZM171 41H172L173 46H172V44H171L170 46H172V47L169 46V47H170V48H169V47H167V46L171 43ZM160 42H161V41H160ZM160 42H158V43H160ZM169 42H170V43H169ZM169 42H168V44H167V42H166V43H162V44L165 45V46H166V44H167L166 48H167L168 50H171L172 53H174L175 51H176V52H179L180 50H183V49H179V50H177V48H179V47H180V48H184L183 51H180V53H177V55L180 54V55H178V57H180V56L183 57V56H184L183 52L185 51V49H187V47H183L184 45L181 44V43H179V42H176V43H175V40H173L172 38H170V41H169ZM162 44H161V46H162ZM175 44H178V45H175ZM179 44H180L181 46H180ZM165 46H163V47L165 48ZM174 46H175V47L178 46V47H176V50L172 51L173 48L175 49ZM60 48H61V49H60ZM65 48H66V47H65ZM62 49H63L64 52H62ZM56 50H58V51H56V52H61L62 54H63V53L65 54V55H64V54H63V55L61 54L62 57H63V56H64V57H67V56H68V58L72 57V56L68 55V54H69V52H67L68 47H67L66 49H64V47L62 46V47H58ZM188 50L190 51V49H187V50H186L187 53H185L186 51H185L184 53H185L186 55H190V56H188L190 60L188 59V57H187L186 55L183 57V58H185L186 60L188 59V60H187L188 64H190V63L192 64L193 62H195V64H196V65H195L196 68L198 67L197 69H198V70L200 69V71L203 70L202 72L205 73V74L208 73L207 71H209L210 73H211V71H212L213 74H214V72H215L216 75H217L218 73H220V74H218L217 76L214 74V76H216L217 78H218L219 75H220V78H221V79H217L216 77H214L215 80H217L216 82H219V84L221 83L220 85H223V84H225L224 82H227V84L223 85L224 88H225V87H226V89L228 88V90L231 91L232 93L234 92L235 95H237V96L239 95L240 98L243 97L244 99H246L245 101H246V102L248 101V103L251 104V105H253V107H255L256 109L260 110L261 112H264V100H263V99H264V97H263V96H264V88H263L264 86H263L260 82H258V81H256V82H257L259 85L261 84V86H258L257 83L255 84V81H254V80H256V79H253V77L250 76L251 74H249L250 71H249L248 69H247V70H241V69L237 70V68L234 67V68L236 69V70H234V68L232 67L233 65L230 66L229 63H228L229 65L226 64L227 62L224 63V64H226V65H225V68H226V69L228 68V70L231 69L230 71L232 72V74L235 73L234 75H237L238 77L241 76V78H243V80H241V81H243V83H242L240 80H237L236 77H235V79H236V80H235V79L233 78L234 75H233V77H231V78L229 79V76H232V74L229 75L230 73H228V75H227V74L225 73V72H226L225 70H224V72H223V69L221 70V68H220V69H219V68H215L216 66H215V67L212 66V65H214V64H213V63H209V61H207V60H206V61H207V64H204L206 61H204L205 59H203V57L201 58L200 55H197V56H196L195 53L192 52V51H190L191 53L188 54V52H189ZM65 51H66V52H65ZM147 52H148V50L145 51L146 54H147ZM181 52H182V53H181ZM66 53H67V55H66ZM149 53H150L151 55H154V54L151 53L150 51H149ZM149 53L147 54V56L149 57L150 60L152 59V60L150 61V64H151V62H152L151 65L155 66V68L157 67L158 64L161 65V66L159 65L161 68H160V67H157V68H156L157 71H158V74L161 76V80H162V78L164 79V77L166 76V77H165V81H164V80H162V81L160 80V81H158V82H160V83L163 82V85H164V84H165V85L170 84V89H169V92H170V93L168 92V94H167V93H166V94H163V97H161V94H160V93H161V92H160V91H161V90H160V87H162V86H161L162 84L159 86V83H157L158 86H159V88H158V87H155V89H156V90H159V91H156V90L154 89L155 93H157V95H155L156 98H154V99H157V100H158V99H159V98H158V97H159L158 95H160V98H162L161 100H163V102L160 101V100H158V101H160V102H158V101L156 100V102H158L159 105L162 103L161 105L163 106V104H165L164 101H167V99H170L171 101L168 100V104L172 103V104H170V105H174V102H173V101H175V106H170V107H169V105L166 103V104L168 105L169 108H172V107H173L172 109H173V110L175 109V111L177 112L176 114H178V113L180 114V112H181V114H182V113H183L182 110L184 111L185 108H184V109H183V108L180 109L179 106H180V107L184 106V107H186V110H187V109H188V110H192V111H189V112H192V113H189L190 118H192V117H194V115H195V114L193 115V113L196 112V111L198 110V107L196 106V104H197V105H198L199 103L201 104V102H202L203 100H205V101L202 102L201 105L203 106V105L205 104L204 106H206V102L209 103V100H210L209 98L212 97L211 100H213V102L211 101L210 104L213 105V103H214L215 101H218L219 104L221 103L224 107L226 106L225 108L230 109V110L227 109V110L225 111L224 108H223V109L221 108L222 110H224V111H222L223 113L227 114V112H228V114H227V115H228V116H227V121L225 120V121H226L225 124H220V125H222V127L226 126V123H227V125H230V123H232L233 121H234L233 123H235L236 121H241V122H244V121H245L244 123H246V124H248V123L250 122L251 124H254L256 127L260 128V129H259L260 132H261V130H262V132L264 131V122H262V121L256 119V118L253 117L252 115H251V117H250V114H249V113L247 114V112L244 111L243 109H237V108H239L237 105H233L232 102H230L229 100H227L226 98H224V97L221 96L220 94H218V93L215 92V94H216V95L218 94V95H217V96L214 95V91H211V89H210L211 92L209 91V92H210V93H209L206 87L203 88L204 85L201 86V84H198L199 82H198L196 79H194L193 77H191L189 74H188V75L191 77V79L193 78L192 80H191L190 78L187 77V75H186L187 73H186V72H184V71L182 70V72L180 73L181 69H179V68H177V67H175V66L173 67V65H172V66H169V65H171V64H169V63H167V62H164V61L161 59L162 62H164V65H166L165 63H167V65H168V66H164L162 63H160L161 60L159 59V58H160L159 56H157V57H156L155 55H154V56H151ZM174 54H176V53H174ZM181 54H182V55H181ZM192 54H193V55H192ZM196 54H197V53H196ZM194 55L196 56V58L198 57L199 60L196 59ZM193 56H194V59H193ZM154 57L157 58L158 61H159V60H160V61L157 62V61H156L157 59H153ZM158 57H159V58H158ZM182 57H180V58H182ZM191 57H192V58H191ZM68 58H67V59H68ZM75 58H76V60H77V61L74 60V61H76V63H75L74 61L71 62V63H68V64H69V67H68V68L71 69V68L74 66L75 69L72 68V72H70V73L67 72V71H65V72H66L65 74H67V76H68V75H69V76H70V75H73V76L76 77L75 73H76L77 71H78V72H79V71L81 72V68H80L81 66H80V64L82 65V62L84 63V60L82 61L81 58H77V57H75ZM214 58H215V57H214ZM64 59H65V58H64ZM78 59H79V60H78ZM192 59H193V62H191ZM195 59H196V61H195ZM201 59H202V60H201ZM215 59H216V60L218 59L219 62H222V60L219 59V58H215ZM80 60H81L82 62H81ZM186 60H184V61H186ZM197 60H198V61H197ZM200 60L203 61V62H201ZM78 61H79V64H78ZM37 62H39L40 65H39ZM37 62H35L36 64L34 63L35 66H41V65H42L40 60H37ZM196 62H197V63H196ZM200 62H201L202 64H201ZM154 63H157V64H154ZM198 63L200 64L201 67L198 66ZM37 64H38V65H37ZM75 64H76V65L78 64V65L76 66ZM191 64H190V65H191ZM210 64H212V65H210ZM205 65H208V66H205ZM209 65H210V66H209ZM33 66H34V65H33ZM192 66L194 67V64H192ZM202 66H203V67H202ZM211 66H212V67H211ZM226 66H228V67H226ZM14 67H15V66H13V65L8 66V67H7L8 69H7V68H6V69H7V72H9V73L3 71V72H5V73H7V74H5V73H4V74H5L6 76H12L13 71H11V70H14ZM162 67H163L164 69H162ZM167 67H168V68L171 67V69H170V68L168 69ZM172 67L174 68L173 71H172ZM204 67H205V68H204ZM206 67H209V68H206ZM213 67H214L215 69H213ZM76 68H77L78 70H76ZM79 68H80V69H79ZM165 68H166L167 71L169 70L168 72H170V73H169L170 77H174V78H176L175 76H171V75H174V74L177 75V78L180 77V78H178L179 81H178L177 78H176V80H175L176 82H170V83L167 82V83H166V81L168 80V79H166V78H168L169 75H166V74H168L167 71L163 72V70H165ZM176 68H177V69H176ZM203 68L206 70V72H204L205 70H204ZM210 68H212V69H210ZM73 69L75 70V72H74ZM175 69H176V71H175ZM201 69H202V70H201ZM9 70H10V71H9ZM213 70H215V71H213ZM219 70H220V71H219ZM240 70H241V72H243L245 75H242L243 73L240 74V73H241V72H239ZM144 71H145V70H142L143 74H144ZM159 71H160V73H159ZM216 71H217V72H216ZM234 71H235V72H234ZM247 71H248V72H247ZM146 72H148V70H147ZM146 72H145V74H146ZM161 72H162V73H161ZM171 72H172L173 74H172ZM245 72H246V73H245ZM11 73H12V74H11ZM71 73H72V74H71ZM82 73H83V72H82ZM82 73H77V77H78V79H76L75 77H74V78H71V80H70V82H69V83H70V86L72 85L73 87H75V86L77 87L78 83H79L80 81H83L82 78H83L86 74L84 73L85 75H82ZM165 73H166V74H165ZM179 73H180L181 75H180ZM236 73H237V74H236ZM250 73H251V72H250ZM8 74H10V75H8ZM141 74H142V73H141ZM141 74H140V79L145 80L146 75H143V74H142L143 77H141ZM148 74H149V72L147 73V75H148ZM162 74H163V75H162ZM213 74L211 73V74H207V75H210V77H212V79H214V78H213ZM225 74H226L227 76H226ZM79 75H80V76H79ZM106 75H107V74H106ZM106 75H104V74L102 75V76H104V77H103V81H107V82H109L108 80H110V82H112V81H114V80L117 79L116 76L118 75V72L114 71V74L112 73V75L108 73V76H107L108 79L105 77ZM110 75H111V76H110ZM164 75H165V76H164ZM221 75H222V76H221ZM223 75L225 76V77H224L225 79L223 78V80H222ZM248 75H249V78H248ZM67 76H66V78H67ZM82 76H83V77H82ZM89 76H90V75H89ZM89 76H88V73H87V75L84 77V78H85V81L88 82V85H89V86L86 85V86H88L87 88H90V86L92 85V84H91L92 82H91ZM102 76H101V77H102ZM113 76H114V77H113ZM148 76H149V75H148ZM148 76H147V77H148ZM182 76H183V77H182ZM184 76H186V79H187V78H188V79L186 80ZM60 77H61V76H60ZM62 77H63V75H62ZM79 77H81V80H80ZM109 77H111V78H116V79H109ZM129 77H130V75H129ZM129 77H128V75H127L126 78L124 77L123 80H125V79L128 80ZM147 77H146V79H147ZM226 77H227L228 79H226ZM66 78H65V77H63L62 79H61V78H58V79H57V82H58L59 79H61V80L65 79V81H66ZM84 78H83V79H84ZM105 78H106L107 80H104ZM174 78H173V79H174ZM182 78L184 79L183 82L181 81ZM239 78H240V77H239ZM241 78H240V79H241ZM247 78H248V79H247ZM72 79H74V80H72ZM86 79H87L88 81H87ZM180 79H181V80H180ZM189 79H190L191 81H190ZM251 79H253V80H251ZM61 80H59V82H60ZM76 80H77V81H76ZM89 80H90V81H89ZM111 80H112V81H111ZM123 80H122V82H123ZM127 80H125V81H127ZM194 80H195V81H194ZM220 80H221V81H220ZM224 80H225V81H224ZM229 80H230L231 82H230ZM245 80H246V81H245ZM65 81H62V82H60V83L58 82L57 84H58V85H59V84H62V85H61L62 87H63V85L66 84L65 86L68 87L69 85H67V83H66ZM72 81H73V82H72ZM125 81H124V83H125ZM130 81H131V77H130ZM130 81H127V84H128V82H130ZM177 81H178V83H177ZM184 81H186V83H184ZM192 81H193V82H192ZM238 81H239L240 83H242L243 85L240 84ZM252 81H253V82H252ZM64 82H65V84H64ZM71 82H72V83H71ZM74 82H75V83H74ZM76 82H78V83H76ZM187 82H189L190 85L193 86V87L190 86V91H191V92H192L193 90H195V88H198L199 90L202 91V94L199 93L200 91L196 89V90H195L196 92H195V91H193L194 93L192 92L193 95L196 96V97L193 96V97H195V100H194V98H191L190 96H189V98H188L187 96H183V98L185 97L186 100H187V98L189 99L188 102L185 101V100L183 101V99H180L181 101H179V100H178L179 98L177 99V100H178V102H177V100H175V98H177L178 95L176 96V94L174 95V96H176V97H174V96L172 97L173 100H172L170 97H167V96H169V95L171 96L172 94H174L173 92L176 93L177 91H178L177 94H180V95H181V93H183V95H184V92H185V95H187V93H186L187 90L184 91V88H183V87H185V86H183V85H184V84H187ZM196 82H197V83H196ZM222 82H223V83H222ZM244 82H245L246 84H250V85H251L250 87H251L252 89H251L250 87H249V89H248L246 86H244V85H246V84H244ZM251 82H252V84H251ZM82 83H83V85L85 84V82H81V83H79V84L82 85ZM124 83H123V84H124ZM174 83H176L177 85H175ZM183 83H184V84H183ZM189 83H188V84H189ZM193 83H196V84H193ZM228 83H229L230 85H229ZM73 84H77V85L74 86ZM86 84H87V83H86ZM171 84H172V86L175 85V86H173V89H174V90L171 88V87H172ZM178 84H179L182 88H181ZM181 84H182V85H181ZM188 84H187V85H188ZM53 85H54L55 88L53 87ZM53 85L51 84V88H50V85H49L48 87H46L48 90H46V88H45V91H49L48 94L50 93L51 90H53L52 88H54L53 92L55 91V89L58 88V85L56 86V83L53 84ZM83 85H82V86L79 85V86H80V90H79V89H78V90L81 91V92L78 91L79 93L77 92V90H75L76 87H75V89H74V88L72 89L73 91L75 90L74 92H77V94L74 93V94H76L75 97H74V96H71V94H73V93H70L69 95H67V96H70V97H67V96H66V99H67V100H71L72 97H73L72 100H75V99H77V98L80 99V101L83 103L82 106H81V110H82V109H83V110L80 111V112H82V113H80V114L78 113L79 115H77V114H76V115H77L78 117H82L83 120L85 121V117H86L85 115H86V113L90 112V110H91V112L89 113V115L92 116V115H95V114H96L95 109H89V108H86V109H85V105L88 104V103H87V102H88V101H87L88 97H89V100H91V98L94 97L96 94L94 93V94H95V95H94L93 92H91L92 89H91V90H90V89H87V88L85 87V85H84V86H83ZM187 85H186V86H187ZM196 85H197V86H196ZM252 85H253L255 88L252 87ZM70 86H69V87H70ZM79 86H78V87H79ZM168 86H169V85H168ZM194 86H195V87H194ZM243 86H244L245 88H242ZM262 86H263V87H262ZM59 87H60V85H59ZM62 87H60V88H58V89H61ZM78 87H77V88H78ZM84 87H85V89H84ZM187 87H189V85H188ZM187 87H186V88H187ZM200 87H202V88H200ZM260 87H261L262 89H261ZM70 88H72V87H70ZM157 88H158V89H157ZM175 88H177V89H175ZM191 88H194V89H191ZM246 88L248 89V91H247ZM83 89H84V90H83ZM171 89H172V90H171ZM179 89H180V90H179ZM182 89H183V90H182ZM187 89H189V88H187ZM208 89H209V88H208ZM243 89H244V90H243ZM253 89H254L256 92H257V91H259V92H257V93L255 92V93L253 94V92H252ZM258 89H259V90H258ZM61 90H63V89H61ZM82 90H83V91H82ZM204 90H207V91H204ZM242 90H243V91H242ZM250 90H252V91H250ZM56 91H57V90H56ZM86 91H90L89 93H92L94 96L91 95V96H92L91 98H90L89 94H88V96H86ZM154 91H151L149 94H152V95H153ZM171 91H173V92L171 93ZM182 91H184V92H182ZM197 91H199V92L197 93ZM244 91H245V92H244ZM246 91H247V92H246ZM260 91H262V92H260ZM109 92H110V91H109ZM111 92H112V91H111ZM111 92H110V93H111ZM152 92H153V93H152ZM203 92H204V93L207 92L206 94L208 95V98H206L207 95H206V94H203ZM212 92H213V95L211 94ZM249 92H251V93H249ZM110 93L104 92L103 95H104V94H105V95H104V96H103L102 94H101V95H102V96L104 97V99H105V98H106L105 96L108 97V96L110 95ZM113 93H114V91H113ZM155 93H154V94H155ZM158 93H159V94H158ZM247 93H249V94H247ZM258 93H260V94H258ZM261 93H263V94H261ZM79 94H80V95H79ZM106 94H108V95H106ZM122 94H123V93H118V96H119V95L121 96ZM149 94H148V95H149ZM196 94H198V95H196ZM210 94H211V95H210ZM246 94H247V95H246ZM250 94H251V95H250ZM257 94L260 96V98H259V96H256ZM111 95H112V97H114V100H113V101H115V102H117V103H116V104H115V102H113L114 104L111 103L110 100H112V98L109 100L110 96L108 97V99L106 98V101H105V102L108 103V104H107V107L109 106V102H110V104H112V106H113V105H115V106L111 107V105H110L111 108H109V109H110L111 113H109V111H108L109 109H108V108L106 109V110H107L106 112H108V114H109L110 116H108V117H105V116H104V117L107 118L108 121H109V118H110V122H109V124H110L111 127L109 126L108 128H109V129L111 128L112 131H111V129H110V130H107V129H108V128H106L107 126H104V124H105V120H106V119L104 120V118H103V120H104V121H103L104 124H103V123H102V119H101V121H97V120H98V118H97V120L95 119L96 122H98V125H100L99 123L101 122V123H102V124H101L102 126H101V125H100V126L102 127V129H104V130H102V129L100 128V126L96 125V126L99 127V128H98L99 131H100V130H101L100 132L103 131V135H105L106 132L109 131V132H111V133L108 132L109 135L112 136L113 133H114L115 130H116V127H117V129L119 130L120 127L122 128L123 126H124V127H126L127 125L129 126V125L132 124V121H133V119H134V121H133V128L135 127V129H136V130H135L136 133H137V131H138V133H139V130H141L140 128H143V129H142L143 131H140L142 134H141V133H139V134L137 133L139 136H138V135H135L136 133L134 132V129H132L133 132H134V136H135L134 138H135V139H134V142L132 141V142H133V145L130 143L132 146L130 147V145H129V147L127 148V147H126L127 141L132 137L131 134L128 133V131L130 130L131 126H130V128H128V126L126 127V128H128V129H127V130H128L127 133H128L131 137H126V134H127V133L125 134V133L123 132L125 135H124L123 133L120 134V131H121V130H120V131H117V130H116V131H117V132H116L117 134H115V136H117V135L119 134V138H118V136L115 137V136L113 135V136H114V139L116 138V139L118 140V139L121 138V136H123L122 138H124V136L127 138V139H121V140H123V141H120V142H119V140H118V143L116 144V145H120V144H121V147H120V148H122V149H123V147H125L126 150L124 149V151H122V149H121V151H120V150L117 151V150L115 149L117 146H116L115 148H112V149H113V151H112V150H111V147L115 146L114 143H116V142H115L116 139L113 140L114 143L112 142V143H113V144H112V143H111L112 140L110 141V140L106 137L107 134H106L104 137H106L109 141L106 140V139L103 140V139L99 138L100 143H99V141H97L98 143H96L95 136H96V138L101 137V136H102V138H104L103 135H101V134H99L100 136H99V135H94V136L92 135L94 139H92V136H91L89 139H87V142H88L87 144H90L89 147H88V145H87V147L89 148V150L92 149L91 153L93 152V155H91V159L89 160L90 162L87 161L86 163H87V165H90V163H91V161H92V163L94 162L93 165L98 166V164H100V163L102 164V162L104 161V166H105V165L108 164L109 161H110V165H109V167H108V165H106V168H107V169H108V168L110 169V168H113V167L115 166L113 169H115L116 171H118V170L120 171V172L118 171V173H119V174H118V179L121 177V178H120L121 180L119 179V183H117V180H118L117 178H115V177H113V178L109 177V178L111 179V183H112V182H114V183L116 182L115 185L118 184V187H120L121 189L124 190V191L122 190V192H123V193H122V194H123L122 196H123V197L125 196L124 194H126V193H128V194H132V195H127V194H126V197H124L125 199L123 198V202L127 201L126 203H128V205H129V203L131 202V200H133L132 202H135V201L138 200V203H139V204H142V205H140V208H142V210L140 211V212H141V215H140V212H139V213L136 212V213H138V214L134 213L135 215H133V216H134L135 218H133L132 220L135 219V220L137 221L138 218L140 219L141 216H143V214H144V212H142V211H145V210H146V211H145L146 213H145L144 215L150 214V211H152V209H154L155 206H156L158 203H159V204H158V207L156 206L155 210H153L154 213H153V211H152V213H151V214H152V217L154 218V216H155L156 214H157V218L159 217V216H158L159 214H158L157 211H156V209L158 208L159 211L161 212V214H163V216H161V214H160L159 219H157L156 216H155L156 221H157V220H158V221H165V220L169 219V218H167V217H171V214H172L173 212L175 213V215H176V214H179L180 216H182V215L184 214V213L182 214V212L185 211L184 209H186L187 207H191L190 204H192L193 209H194V206H195V208L197 209V206H198V207L201 206V205H200L201 203L199 204V202H202L203 206H201L200 209H199L198 211H201V213H202V211H204L205 209H207V210H205V211L203 212V213H205V214H201V213H200L199 216L193 214V213H196V212L198 213V211L195 212V211H194L195 209H194V210L191 209L192 207L189 208V210H191V211H188V212H187V210H186V212H185V213H186V216H187V214L190 213V214L187 216L188 219H189V217H190V219L188 220V221L190 222V225H191L192 227H193V226H194V227L196 226L197 228H199V232L201 231L200 233L198 232V233L195 235L196 237H198V236L201 235V236H200V237H202L201 240H199L200 237H198L199 239L197 238V240H199V241L197 242V241L195 240L196 238L194 239V237H195V236H194L193 239H194L195 241L193 240V243H196V242H197V243H201L202 241H204L205 237H207L206 239H208V241L213 242L212 240L214 239V241H215V237H214V236H216L217 234L215 235V232H210V231H209L210 226H212V225H213V222H214V221H212L211 219H214V220L216 219L215 222H217V220H218V222H217V224H218L219 222H221V221H219L220 218L222 219L223 217L228 216V215L231 216V213H230L229 211H228V215L226 214V215L224 216L225 212H227L228 207H230V206H228L227 208L225 207V208L227 209V210L225 211L224 209L221 210V209L224 208V207H221L220 210H215V209H213V208H214L213 205H210V204H213L212 201H211V200H212V199H211L212 195L214 196V194H217V196L215 195L216 197H212L213 200H214L215 198H219L218 195L222 193L221 191H220L221 193L218 192V190H217V193H216V192L213 193V191L216 190V187L219 188V190H220V187L224 184V187L222 186V190L224 191V189H225L226 186H227V184H226V181H227V180H228V181L231 180V181L233 182V183L230 182V181H229L230 183L228 182L229 184H232L233 187L237 184V185L234 187L235 191H236L237 189L239 190V191H238V190L236 191L237 193L240 192V191H242V190H244V189H246V188H248V187L250 188V187L253 186L254 189H252L253 187L250 188V191H251L250 193H248L249 190H248V191L245 190V191H247V196L250 197V195H248V194H251V196H252V193H253L254 195L256 194V195L253 196V197H255V199H256V201H258L259 205H260L261 202L263 203V201H264V200H263L264 197H261V196L264 195V192H262V191L264 190V187H263V186H264V185H263V184H264V182H263V181H264V179H263V175H264V172H263V171H264V167H262V166L264 165V163L261 164V161L264 162V160H263V158H264V157H263V156H264V155H263V154H264V153H263V152H264L263 149H264V148H263V146H262V147L260 146L261 144H260V145H258L257 143L255 144V141H256L255 139L253 140L250 136H242V137H241V136H237V134H236L237 132H235L236 135H235V134H232V135H234L235 138H234L233 136L228 137V136H230L229 132L232 130V129H228L229 127H227V128H226V127L223 128V129H225V130L222 129V131H225V132H223L224 134H220V135H219V136H221V135H225V134H226L227 137H226V136H223V138L225 137L224 139L220 138L219 136L216 137V136L213 135V134H211L212 137L210 138V136H209L210 134L207 133V132H205V134H204V130H202V131H197L198 129L196 128L195 125H197V127H198V125H199V124L201 125V123L203 122L201 126L199 125V127H200L201 129H203V127H204L205 124H208V123L210 124L211 121H210V122H206V121L209 120L210 118H211L210 120H212L211 124H213L214 122L216 123V120H213L212 117H209V116H208L209 114H208V115H205V114H207V112L204 111V112H205V114H204V112H202L203 110H200V108L204 109L202 106L199 107V110H200L199 112H200V113H197L196 116H195L194 118L191 119V121H190V119L188 118L189 121L186 120V121H187V124H185V125H188L189 122H190V124H194V125H192V126L195 127V128H194V127H193V128H194L196 131H195L192 127H191V128L189 127L190 124L188 125L189 130H188V128H187L184 124L181 126V128H180L179 125L177 126V124H175L176 122L178 123V119L176 118V116H173L174 120H175V119L177 120V121L175 120L176 122H174L175 125H173V126L171 125V121H174L173 118H170L171 121L169 120V122L166 121V125H167L166 127L169 129V130H168V129L166 128V129H167V130H166V129H164V127H163V126H165V125H164V121H161L162 119H159V120H158L159 113H155V112H153V111L150 112V115H149V113L147 114V115H149V118H150V121H151V122L149 121L148 117H147V118H145V117L142 118V115H145V114H146L145 112H144V113H143V112H140V113H139V112H138V113L135 112L137 115L134 113L136 116L133 114V117L130 116V118H127V119H130V120L132 119L131 121H130V120H128V121L126 120V121L128 122V123H127V122H125V117H124L125 114H124V112H122V110L125 111V110H129V109H131V108L135 105V103L133 102V103H134V104H133V103L131 102V104H133V106H132L131 104H130V105H131V106H130L129 103H130V100H131V99H129L128 97H126L127 95H126V96H123V95H125V94H123V95H122V98L120 97V98H121V101H123L122 99H123V98L125 99V97L129 99V100H127V101H129V103H128L126 100H124V102H127L126 106H128V109H127V107H126V109H125V106H124L125 103L123 102L124 105H123V107H122V104H123V103H122L121 101H119V102L121 103V104H120L118 101H116L117 98H115V97H116L117 95H116L115 93H114V94L111 93ZM114 95H116V96H114ZM152 95H149L150 98H153V97H154V96H152ZM164 95H166V97H167V98L165 97V100H164ZM180 95H179V97H180ZM202 95H203V96H202ZM204 95H206V96H204ZM219 95H220L221 98H224V99L222 100L221 98H219ZM232 95H233V94H232ZM235 95H234V97H235ZM249 95H250L251 98L253 97V100L250 99V98L248 97ZM252 95H253V96H252ZM98 96H99V95H98ZM149 96H148V97H149ZM151 96H152V97H151ZM209 96H211V97H209ZM215 96H216V97H215ZM217 97H218V99H221L222 102H220V100H217ZM254 97H255V98L257 97V99L259 98V100H256ZM69 98H70V99H69ZM181 98H182V95H181ZM204 98H205V99H204ZM213 98H214V99H213ZM262 98H263V99H262ZM115 99H116V100H115ZM198 99H199V100H198ZM200 99H203V100H200ZM225 99H226V100H225ZM244 99H243V100H244ZM254 99H255V100H254ZM102 100H103V99H102ZM118 100H119V97H118ZM197 100H198V101H197ZM214 100H215V101H214ZM224 100H225V101H224ZM260 100H261V101H260ZM131 101H133V100H131ZM190 101H191V103H190ZM223 101H224V103L227 104V105H225V104L223 103ZM227 101H228L233 107H232ZM249 101H250V102H249ZM256 101H257V102H256ZM176 102L179 104V106H178L179 109H176V108H177V106H176ZM182 102H183V103L186 102V105H183ZM192 102H193V104H192ZM196 102H197V103H196ZM198 102H199V103H198ZM258 102H259L260 104H259ZM118 103L121 105L120 107H121V108H124L125 110H124V109H120L119 105H118L117 107H118L120 110H115V108H117L116 105H117ZM180 103L182 104V106H181ZM203 103H204V104H203ZM215 103H216V102H215ZM218 103H216V104H214V105H216V106H220V107H223L221 104L219 105ZM257 103H258V104H257ZM178 104H177V105H178ZM187 104L189 105V108H188ZM190 104H192V105H191L192 107L190 106ZM194 104H195V107H197V109H194V108H195V107H194ZM228 104H229V105H228ZM167 105H166L165 107H167ZM129 106H130V107H129ZM198 106H200V105H198ZM234 106H236V107L234 108ZM83 107H84V108H83ZM193 107H194V108H193ZM230 107L234 108V110H233L232 108H230ZM191 108H192V109H191ZM84 109H85V110H84ZM88 109H89V111H88ZM111 109H112V110H111ZM172 109H171V110H172ZM86 110H87V111H86ZM114 110H115L116 113L114 112ZM178 110H179V111H178ZM194 110H195V111H194ZM204 110H205V109H204ZM92 111H93V112L95 111V112L92 113ZM117 111L119 112V113H118L119 115L117 114ZM175 111H174V112H175ZM231 111L234 112L233 114H234L235 116H236V115H240V117H242L243 119H242V118H239V116H237V117H238V120L235 121L234 118L237 119V117H235V116L231 113ZM78 112H79V111H78ZM112 112H114L115 116L117 115V116H116L117 119H114L115 117H114V115H113ZM129 112H130V110H129ZM174 112H173V113H174ZM187 112H188V111H187ZM244 112H246V113H244ZM84 113H85V115L82 116V114H84ZM238 113H239V114H238ZM243 113H244V114H243ZM105 114H106V113H105ZM108 114H107V115H108ZM121 114H122V117L120 116ZM138 114H139V115H138ZM140 114H141V116H140ZM154 114H156L157 116L154 115ZM186 114L188 115V113H186ZM191 114H192V116H191ZM199 114H201L202 116L199 115ZM230 114H231V116H230ZM246 114H247V115H246ZM107 115H106V116H107ZM111 115H112V116H111ZM151 115L154 116V117L151 118ZM204 115H205V116H204ZM232 115H233V116H232ZM91 116H90V117H91ZM119 116H120V117H119ZM139 116H140V117H139ZM145 116H146V115H145ZM189 116H188V117H189ZM198 116H200V117L198 118ZM210 116H211V115H210ZM229 116H230V117H229ZM49 117H50V116H48V118H49ZM87 117H89V116H87ZM90 117H89V118H90ZM128 117H129V116H128ZM131 117H132V118H131ZM136 117H138V118H140V119L142 120V121H141L140 119L137 118V120H139V122H140V126L138 125L139 122H137V120L135 119ZM202 117H203V118H202ZM207 117H208V119H204V118H207ZM82 118H81V120H80V118H79V120H80V121H83ZM89 118H86V119H89ZM120 118H121V120H122V118H123V119H124V120H123L124 123L127 124V125H125V124L123 123V121L120 120ZM144 118H145V121H143ZM153 118H157V119H155V121L158 120L157 123L153 120ZM159 118H161V116H160ZM228 118H229V119H228ZM230 118H232V119H230ZM246 118H247V119H246ZM250 118H251L252 121L250 120ZM253 118H255V119H253ZM50 119H53V118H50ZM111 119H112V120H111ZM113 119H114V120H113ZM146 119H148V120L146 121ZM202 119H203V120H202ZM93 120H94V119H93ZM93 120H92V121H93ZM95 120H94V121H95ZM107 120H106V122H107ZM118 120H119V121H118ZM205 120H206V121H205ZM228 120H230V122H229ZM232 120H233V121H232ZM253 120H254V121H253ZM255 120H257V121H255ZM111 121H112V122H113V121H118V124H119V125L115 122V124H116L117 126L112 128V125H111L112 122H111ZM152 121H154V122H153L154 124L156 123L155 125H157L158 123H162L161 125L158 124V125H160L161 127H159V126H154V124L152 123ZM160 121H161V122H160ZM186 121H185L184 123H186ZM258 121H259V122H258ZM52 122H53V121H52ZM96 122H95V124H96ZM121 122H122V123H121ZM129 122H131V123H129ZM135 122H137V123H135ZM143 122H145V123L143 124ZM205 122H206V123H205ZM228 122H229V123H228ZM254 122H256V124H255ZM24 123H25V124H24ZM92 123H94V122H92ZM113 123H114V122H113ZM134 123L136 124V126H135ZM147 123H149V124L151 123V124H150V125H151V128H150V125H149V124H148V126H147ZM169 123H170V125H169ZM233 123H232V124H233ZM16 124L18 125V127H20V125H23L22 127H25V125H27V126L30 125V122L28 123V120H26V122H23V124H22V122H21L20 125H19L17 122H16ZM109 124H106V125H109ZM122 124H124V125L122 126ZM152 124H153V125H152ZM232 124H231V125H232ZM17 125H16V126H17ZM137 125L139 126L138 128H137ZM143 125H144V127H145V126L149 127V129H150L149 132L151 131V133H152L154 130H156V129H158V130L161 131V129L163 128V129L165 130V131H164L165 134H164L163 132H161V134H162V133H163V134L160 135V137H159L160 139H162V138L164 137L165 140H164V139L161 140V141H160V139L158 140V142H159V144H160V147H162L161 149H163V150H161L160 152H164V153H165V150H164V149H166V148H168V149H166V151L168 150V152H169V148H170V151H171V152H169V153H172V151H173L172 149H175V152H176V151L180 150L179 148H181V150H182V148H183V149H184V150H183V151H184L183 153L186 152V153L184 154V155H186V157H190V155H191L192 153H194L196 158H194V154H193V158H194L195 160L197 159L196 161H198V160L200 161V159H202V160L200 161V164H201V165H202V164L204 165V166L202 165V166H203V169H202V166H201V167L199 166V165H200L199 162H197V163L194 162V159L192 158V156H191V158H192L191 160H193L192 163L194 162L193 164H195V163L198 164V165L195 164L194 167H193L192 164L189 163V162H191V161H189L190 158H186V157H185V158L189 161V162H186V159L183 160L184 157L182 156V154H181V156H182L181 158H182V159H180V157H179L180 154L178 155L179 159H180L181 161H184V162H183L184 164L188 163V164H190L189 166L192 165L193 168H195L196 166H197V167L199 166V167H198L199 169H197V170L194 169V171H195V170L198 171V173H200L201 175H202V173H203V175L201 176L200 174H198V173L195 171L197 174H196V173H192V174H193V176H192L193 178L191 177L192 174L190 175V177L192 178V179H191V182L194 183L193 185H195L196 182H197V183H202V184H203V185H202V184H199V186H198L197 184H196L197 186H193V185H192V186H193V189H194V187H197V188H198V189L195 188V190H196V189L198 190V191L196 190L198 195L196 194V191H195V190H194V192H193V189H191L192 186H191V185L189 186V181H188V180H189V179H188V178H189V175H187L188 178L185 176V174L188 173L187 171H189V170L187 169V166L184 167L185 169H187V171H186V170L184 171V170H179V169H178V170H179L178 173L181 174V175L178 176V178H175L176 180L178 179V181H176V182H179V183H180L181 180L179 179V177L181 178V176H183V174H184V176H183V180H182L183 182L181 181V182L183 183V185H184V186H183V185L181 184V185L183 186V188H181V185H180L179 183L177 184V183L175 182V180L173 179L172 176L175 177L176 172L174 173V171H171V170H172V168H173V170H174V167L176 166V165L174 166L175 162H176V164H177V162L179 161V159H178V157H177L176 154H175L176 157H177L176 161L174 160V159L176 158V157H175L174 159H172V161L170 160V162H173V163H171V164H170V163L168 164L169 161L164 162L165 165H163V166H164L165 168H166V167L168 168V171L165 172V168L163 167L164 170H163V169H162V170H163L164 174H163V172H162V174H161L160 172L156 173V172H154V169L151 170L153 167H152V164H150V163H148V164H143L142 166H137L138 168L135 167L136 170L133 169V166L136 165L134 161L138 160V158H140V157H143V156H141V155H143V152H141L142 149H141V151H140V148H141V147H140V145H138V143L140 142V139L142 140V136H143L144 133H145V131H144L145 128L143 127ZM162 125H163V126H162ZM248 125H249V124H248ZM46 126H47V128H46ZM46 126H44L46 132H47V131H48V132H53V131L55 132V131H58V129H60L56 124H54V122L51 123V124L49 123V124L46 125ZM54 126H56L57 128L54 127ZM141 126H142V127H141ZM152 126H153V127H152ZM169 126H170V127H169ZM176 126H177L178 128H177ZM190 126H191V125H190ZM251 126L254 128L253 125H251ZM51 127H52V129H51ZM118 127H119V128H118ZM124 127H123V128H124ZM147 127H146V128H147ZM154 127H156V129H155ZM199 127H198V128H199ZM230 127H231V126H230ZM105 128H106V129H105ZM114 128H115V130H113ZM121 128H120V129H121ZM153 128H154V129H153ZM159 128H160V129H159ZM183 128H187L188 131L192 130L191 132H193V130H194L195 132H198V133L201 132L199 135L193 137V140L196 139V140L193 141V142H196V141H197L198 144H199V143L202 144V142H203V144L205 143L204 145H205L206 147H205L204 145L201 147L200 144H199V145H200V147H199V145H198L197 143H196L197 145H196L195 143H193V144H192L193 147H191V148H193L192 150L189 149V148H190L189 146H187V149H186V147H184L185 144L183 145V142L181 141V138H182L183 141H185V140H184V139H186V138H185V135H187L186 132H187V133H189V132H188L186 129H184V131H185V130H186V131H185L184 135H182L183 133H182V131H181L180 129L183 130ZM231 128H232V127H231ZM258 128H257V129L255 128V129L258 130ZM83 129H84V128H82V130H83ZM137 129H139V130H137ZM163 129H162V130H163ZM171 129L173 130V133H174V134H176V133L179 134V135H178V134L176 135V136H178L179 139H180V140L178 139V143H177V139L175 140V138H178V137L175 136V137H173L174 139L172 138L173 135H172L171 132H170V131H172ZM176 129H178V130L180 131V133H182V134H180L179 132H177ZM78 130H79V129H78ZM80 130H81V128H80ZM105 130H106V132H105ZM124 130H125V128H124ZM147 130H148V129H146V131H147ZM152 130H153V131H152ZM226 130H227V131H226ZM72 131H73V130H71V132H70L71 135H69L70 133H67L66 136H67V135H68V136H71V137H69V138L74 137V136H72V135H75L74 133H76L77 130L74 129L75 132H74V131L72 132ZM99 131H98V132H99ZM122 131H123V129H122ZM122 131H121V132H122ZM166 131H168V132L171 134V138H172L173 144H174L175 142H176V144H178V145H175L174 148H172V147H173V145H172V141H171V142L169 141V143H168V141H166V140H167V138L165 137V136L167 135V134H166V133H167ZM48 132H47V133H48ZM77 132H78V131H77ZM125 132H126V130H125ZM130 132H131V131H130ZM149 132H147V133H149ZM227 132H228V133H227ZM258 132H259V131H258ZM260 132H259V133H260ZM151 133H150V134H151ZM111 134H112V135H111ZM128 134H127V135H128ZM132 134H133V133H132ZM150 134H149V135H150ZM170 134H168V135H170ZM190 134H191V133H190ZM190 134H188L187 136H189ZM260 134L262 135L263 133H260ZM120 135H121V136H120ZM140 135H142V136H140ZM145 135H146V134H145ZM145 135H144V137H145ZM149 135H148V136H149ZM193 135H194V134H192V136H193ZM195 135H196V134H195ZM204 135H205L207 138H205ZM68 136H67V137H68ZM107 136H108V135H107ZM110 136H108V137L111 138V139H113V138L110 137ZM137 136H138V137H137ZM161 136H163V137L161 138ZM180 136H181V137H180ZM183 136H184V138H183ZM187 136H186V137H187ZM192 136H191V137H192ZM262 136H263V135H262ZM58 137H60V136H59V133H58ZM62 137H63V135H61V137L59 138V139H61V141H60V140H59V141L62 142V143H65V142L67 141V140H65L66 137H64V138H62ZM139 137H140V139H139ZM213 137H214L216 140H215ZM232 137H233V138H232ZM236 137H237V138H236ZM238 137H239V138H238ZM263 137H264V136H263ZM69 138H68V139H69ZM128 138H129V139H128ZM132 138H133V137H132ZM136 138H138V140H137ZM194 138H195V139H194ZM198 138H199V139H198ZM202 138L207 139V140L203 141ZM219 138L221 139V141H220ZM229 138H231L232 140H233V139H235V140L232 141V140H230ZM243 138H244V140H243ZM90 139H91V141L93 140V141H92V142H93V145H94L95 143H96V145H94V146L91 145L92 142L90 143ZM226 139H227V140H226ZM241 139H242V140H241ZM64 140H65V141H64ZM101 140H102V141H101ZM117 140H116V141H117ZM125 140H127V141H126V144L124 145L123 143H125ZM130 140H131V139H130ZM130 140L128 141V144H129V142H131ZM212 140H213V141H212ZM225 140H226V141H225ZM94 141H95V143H94ZM103 141H106V142H107V143H105V145H107L109 142H110V144L112 145V146H111L110 144L107 145L106 148H109V149L106 150V151L104 150L105 148H103L104 145L101 144V143H103ZM137 141H138V143H137ZM163 141H164V143H165V141H166V143H168V144H170V145L167 146L168 144H164ZM174 141H175V142H174ZM179 141H181V143H179ZM199 141H200V142H199ZM217 141H219V142H217ZM222 141H225L224 144H223ZM240 141H241V142H240ZM243 141H244L245 143H244ZM246 141H247V142L249 141V142H248V145H247V142H246ZM221 142H222V143H221ZM231 142H232V143H231ZM250 142H251L253 145L249 144ZM66 143H67V142H66ZM68 143H69V142H68ZM134 143H136V144H134ZM162 143H163V144H162ZM219 143H220V144H219ZM234 143H235V146H234ZM258 143H259V142H258ZM103 144H104V143H103ZM128 144H127V145H128ZM161 144H162V145H161ZM208 144H209V146H207ZM213 144H214V145H213ZM221 144H223V145L221 146ZM229 144H231L232 146H230ZM236 144H237V145H236ZM123 145H124V146H123ZM136 145H137V146H136ZM163 145H165V146H167V147H164ZM171 145H172V147H170ZM218 145H220V146L218 147ZM241 145H242V146H241ZM256 145H257L258 148H260V149H258ZM263 145H264V144H263ZM98 146H99V147H98ZM108 146H111V147H108ZM133 146H134V148H133ZM138 146H139V147H138ZM176 146H177V147H176ZM190 146H191V145H190ZM212 146H213V147H212ZM223 146H224V147H223ZM229 146H230V147H229ZM233 146H234V147H233ZM245 146H246V147H245ZM250 146H251V147L253 146V147L250 148ZM254 146H255V147H254ZM259 146H260V147H259ZM83 147H84V146H83ZM87 147H86V149H87ZM93 147H94L95 149H94ZM97 147H98L99 149H98ZM101 147L103 148L102 150H103V153H104V154H106L105 152L109 153V154H107L108 156H107V155H104L102 152H101L102 154L98 153V152H100L99 150H101V149H100ZM178 147H179V148H178ZM208 147H209V148H208ZM210 147H211V148H210ZM214 147H215V148H214ZM96 148L98 149V150H97V153H98V154H97L96 152L94 153V151H93V149L96 151ZM130 148H131V151L129 150V152H130V153H133V156L128 152L131 156H129L130 159H129V157H128L127 160L129 159V160H128L129 162H131V161L133 160V161H132V164H133V162H134L135 165H132V164L130 165V163H129L128 161H126L125 159H124V160L126 161L127 164H125V163H123V164H124V165H128V167L131 168L133 171L135 170L134 173H135V174L137 173V176H136V175L133 173V171L130 170L129 168H128V169H124L125 171L122 172L123 168H121V167L124 166V165L121 164V163H122L121 161H124V160H123V157H120V156H121L120 154H121L122 152H123V154H124V152H125V154H128V153H127V151H128L127 149H130ZM132 148L135 150V152H132V150H133ZM137 148H139V150H138ZM199 148H200V150L198 151ZM207 148H208V149H207ZM213 148H214V149H213ZM219 148H220V149H219ZM232 148H233V149H232ZM240 148H241V149H240ZM247 148H248V150H247ZM81 149H83V153H84V150H86L85 148H82V146H81V148H80V147H77V149H76L75 151H79V150L81 151ZM118 149H119V146H118ZM185 149H186L187 151H186ZM215 149H216V150H215ZM226 149H227V150H226ZM102 150H101V151H102ZM110 150H111L112 152H111ZM136 150H137L138 153H140V154L136 155V153H137ZM188 150H190V151H188ZM220 150H221V152H219ZM225 150H226V151H225ZM231 150H232V151H231ZM234 150H235V151H234ZM241 150H242V151H241ZM249 150H250V152H251V150H253V151H252L251 153H249ZM86 151H87V150H86ZM86 151H85V152H86ZM104 151H105V152H104ZM114 151H117L118 153L121 152V153H120L119 155H118V154L115 155V153H117V152H114ZM191 151H192V152H191ZM193 151H194V152H193ZM213 151L218 152L219 155H216V156L221 157V159H222V157H225V160H227L228 162H229V160L233 159V160H231L232 162L230 161L231 163H230V162L228 163L227 161H225V162H226L225 165L227 166V168H225V167H226L225 165H222V164H221V166H224L223 168H224L227 172H226L225 170H222V169H223L222 167H221V168H218V165L216 164V162H217V163H218V162L220 163V161H222V160L220 159V161H218L219 158H218V157L215 158V156H213V155H215V154L213 153ZM224 151H225V153H226V152H227V153L229 152L228 156L226 155L227 153L225 154L226 156H224ZM237 151H238V152H237ZM257 151H258V152H257ZM52 152H53V153H52ZM52 152H51V154H55V150H54V149L52 150ZM81 152H82V151H81ZM87 152H88V151H87ZM113 152H114V153H113ZM168 152H167V153H168ZM189 152H190L191 154H190ZM197 152H199V154H198ZM208 152H209V153H208ZM241 152H242L243 154H242ZM256 152L259 153V154H257ZM110 153H111V154H110ZM112 153H113V154H112ZM134 153H135V154H134ZM141 153H142V154H141ZM150 153H152V152L150 151ZM173 153H174V151H173ZM180 153H181V152H180ZM201 153H202L203 155H202ZM204 153H205V154H204ZM222 153H223V154H222ZM238 153H239V154H238ZM96 154H97V155H96ZM125 154H124V155H125ZM129 154H128V155H129ZM196 154H197V155H200V157L197 156ZM216 154H217V153H216ZM237 154H238V155H237ZM245 154H246V155H245ZM250 154H251V155H250ZM252 154H253L254 156H253ZM95 155H96V156H95ZM98 155L101 156V158L98 157ZM102 155H103V157H102ZM109 155L115 156V158H113L112 156H109ZM124 155H122V156H124ZM134 155H136V156H134ZM139 155H140V156H139ZM148 155H149V154H148ZM211 155H212V158H214V160H213L212 158L209 157V156H211ZM220 155H221V156H220ZM222 155H223V156H222ZM241 155H242V156H241ZM243 155H244L245 157H244ZM261 155H262V156H261ZM92 156H94V157H93V160H92ZM105 156H107V157H105ZM116 156H118V158H117ZM203 156H205V157H203ZM230 156L233 157V158H231ZM255 156H256L257 158H256ZM258 156H259V157H258ZM97 157H98V158H97ZM104 157H105L106 159H104ZM135 157H136V159H135ZM149 157H150V155H149ZM151 157H152V156H151ZM151 157H150V158H151ZM229 157H230V158H229ZM237 157H239V158H237ZM261 157H262V158H261ZM94 158H95V159L97 158L98 162H97V160H95ZM99 158L102 159L103 161L99 160ZM119 158H120L121 160H120V161L117 160V161H116L117 163H116V165H115V161H114V159L116 160V159H119ZM131 158H133V159L131 160ZM198 158H199V159H198ZM206 158H207V159H206ZM241 158H243L244 160H243V159L241 160ZM246 158H247V159H246ZM249 158H250V159L252 158V159H251L252 162L250 161ZM258 158H259V160H258ZM65 159H68V160H67V163H68L69 160H70V156H69V157L67 156ZM65 159H64V163H65V161H66ZM107 159H108V160H107ZM109 159H110V160H109ZM151 159L154 161L153 158H151ZM208 159H210V160H208ZM245 159H246V161H245ZM248 159H249V160H248ZM254 159H255V160H254ZM260 159H262V160H260ZM111 160H113L114 164L111 162ZM173 160H174L175 162H174ZM204 160H206V161H204ZM215 160H216V161H215ZM239 160H240V161H239ZM99 161H100V163H99ZM237 161H238V162H237ZM88 162H89V163H88ZM95 162H96V163H95ZM118 162H121V163H118ZM202 162H203V163H202ZM209 162H210V163H209ZM234 162H235V163H234ZM240 162H241V163L246 162V163H244V164H246V165L248 164V165H247V166H245L244 164L240 165V164H241ZM247 162H248V163H247ZM256 162H257V164H256ZM64 163H61L59 166H60V167L67 166V163H65V164H64ZM92 163H91V165H92ZM111 163H112V164H111ZM166 163L168 164V166H167ZM179 163H180V162H178V164H179ZM183 163H180V164H183ZM233 163H234V165H235L236 168H235L234 166H232ZM249 163H250V164H249ZM252 163H253V164H252ZM208 164H209V165H208ZM211 164H212V165H211ZM213 164H214V166H213ZM230 164H231V165H230ZM236 164H238L239 166H238V165L236 166ZM62 165H63V166H62ZM111 165H112L113 167H111ZM117 165H118V167H119L120 169H122V170L118 169ZM129 165H130V166H129ZM144 165H145V166H148V171H147V167H144ZM169 165L171 166V168L169 167ZM205 165H206V166H205ZM229 165H230L231 167H230ZM250 165H251V166H250ZM255 165H256V166H255ZM259 165H260L261 167H260ZM104 166H103V164H102L101 166H100V165L98 166L99 169H100V172H99L97 175H95V176H97V177H96L97 179H95L94 183L98 181V183L102 185L103 183L105 184V182H106V183L108 182V179H107L108 176L105 175L106 173L104 174V172H103V175H104L105 177L101 175V174H102L101 170H103V171L105 170V169H104ZM120 166H121V167H120ZM131 166H132V167H131ZM150 166H151V167H150ZM172 166H173V167H172ZM212 166H213V168H212ZM215 166H216V167H215ZM242 166H244L245 168L242 167ZM253 166H254V167H253ZM124 167L127 168V166H124ZM140 167H144V168L146 169L147 172H146V171H143V168L139 169ZM149 167H150V170H149ZM197 167H196V168H197ZM205 167H207V168L209 167V169H207V168H205ZM219 167H220V165H219ZM240 167H241V169H240ZM246 167H247V168H246ZM250 167L256 168L258 172L256 171V169L253 170V168L251 169ZM82 168L84 169V167H82ZM82 168L80 167L79 169H80V170H83ZM167 168H166V170H167ZM169 168H170V169H169ZM204 168H205V170H207V171H206L207 173L209 172L208 174H212L213 172L216 173V171H214V170H217V169H218L219 171L217 170L218 173H216V174L213 173L215 176H214V175H212V176H211V175H208V176H209V178H208L207 175H205L206 173H204V172H205ZM230 168H232L233 170H232V169L230 170ZM237 168H238V169H237ZM107 169H106V170H107ZM137 169H138L139 171H138ZM246 169L249 170V172H250V176H248L249 173H248V171L246 172ZM260 169H262V170H260ZM127 170H129L128 172L131 171V172L133 173V175H135L136 177H139V178H136L135 176L131 175V174H132L131 172H130L131 174H127V173H128V172L126 173ZM162 170H161V171H162ZM203 170H204V171H203ZM208 170H210V171H208ZM241 170H242V171H241ZM170 171L172 172V175L169 176V174H165V173H171ZM176 171H177V170H176ZM181 171H182V172H181ZM220 171H221L222 173H221ZM223 171H225V172H223ZM237 171H238V172H237ZM240 171H241L242 173H241ZM142 172H143V173H142ZM151 172H153V173H151ZM186 172H187V173H186ZM201 172H202V173H201ZM210 172H211V173H210ZM236 172H237V173H236ZM239 172H240V173H239ZM245 172H246V173H245ZM253 172H254V173H253ZM100 173H101V174H100ZM122 173H124V174H122ZM125 173H126V174H125ZM146 173H147V174H146ZM155 173H156V174H155ZM182 173H183V174H182ZM190 173H191V172H190ZM219 173H220L223 177L226 176V175L228 174V175H227L228 177H225L224 179H221V178H223V177H222ZM223 173H224L225 175H223ZM255 173H256V174H255ZM258 173H259V174H258ZM99 174H100V175H99ZM138 174H142L143 176L138 175ZM145 174H146L147 177L150 176L151 179L148 178V181L150 180V182H151V180H152L153 177H155V178L158 177V178H156V181H157V182H163L164 184H163V183H162V184H163L164 186H163L161 183H159V184L162 186V188L164 187L165 189H162V190H161V186H156V188H157V189L155 188L156 190L153 189V187H154L155 185H159V184H158L157 182H151V183L148 182V183H147V182H146V181H147V177L145 176ZM173 174H175V175H173ZM194 174H195V176H196V175H199V177L201 176V177L203 178V180L205 179L204 181L202 180L203 182H205V181L208 180L207 182H205V184H207L208 182H210V183H208V186L206 185L207 187H204V188H206V189H209V188H210V189H209V192H206V194H207V195H210V197L207 196V195L204 193V191H205L206 189L203 188V186H204L205 184L201 181V179H200L201 177H200V178H198V176L195 177ZM218 174H219V175H218ZM233 174H234V176L231 177ZM236 174H237V175H236ZM243 174H245V176H242ZM130 175H131L132 177H131ZM148 175H149V176H148ZM161 175H162V176H161ZM177 175H178V174H177ZM216 175H217V176H216ZM246 175H247L248 177H247ZM261 175H262V176H261ZM140 176H141V177H140ZM144 176H145V177H144ZM152 176H153V177H152ZM159 176H160V177H159ZM204 176H206V178H205ZM210 176H211V177H210ZM213 176H214V178H213ZM218 176H219V177L221 176V178H220L221 180H220V181H219V179L217 178ZM238 176H240V177L242 176V177L239 179ZM251 176L254 177V178H252ZM255 176H256V177H255ZM99 177H101V179H100ZM130 177H131V178H130ZM134 177H135V178H134ZM142 177H143V178H142ZM169 177H170V178L172 177V178L170 179ZM194 177H195V178H194ZM235 177H237V178H235ZM243 177H244L245 179H244ZM98 178H99V179H98ZM104 178H106L107 181L104 180ZM123 178H125V179H123ZM132 178H134V179H132ZM144 178H145V180H144ZM155 178H154V179H155ZM159 178H160V179H159ZM164 178H165V179H164ZM167 178H168V179H167ZM185 178H187L188 180L186 181ZM207 178H208V179H207ZM212 178H213V179H212ZM216 178H217V179H216ZM227 178H228V179H227ZM246 178H248V179L250 178V180H247ZM110 179H109V180H110ZM126 179H128L127 182L129 183V185H128L127 182H126ZM136 179H138V181H137ZM154 179H153L152 181H154ZM158 179H159L160 181H159ZM161 179H162V181H161ZM169 179H170V180H169ZM197 179H198L200 182H198ZM209 179H211V181H210ZM225 179H227V180H225ZM253 179H255V181H253ZM115 180H116V181H115ZM129 180L132 181L131 184H130V181H129ZM134 180H136V181H134ZM163 180H164L165 182H164ZM166 180H168V182H166ZM179 180H180V181H179ZM193 180H194L195 182H194ZM223 180H224V181H223ZM238 180H240V181H238ZM242 180H243V181L246 180V181H244L245 183H244ZM257 180H258V181H257ZM259 180H260V182H259ZM101 181H102V182H101ZM139 181H140L141 184L139 183ZM247 181H249V182H247ZM261 181H262V182H261ZM100 182H101V183H100ZM125 182H126V183H125ZM133 182H134V183H133ZM186 182H187V183H186ZM191 182H190V183H191ZM215 182H216V183H215ZM224 182H225V183H224ZM241 182L244 183V186H243V183H241ZM92 183H93V182H92ZM92 183H90V184H92ZM98 183H95V184H93V185H89V186H88V189L91 190L93 187L96 188L97 185H99ZM122 183H123V184H122ZM124 183H125V187H126V184L128 185V186H127L128 188H130V187L133 186V188L135 187V188H137V190H138V189H139V190L141 189L143 192H144V189H145L146 192H149V191L152 192V193L148 194V198H150V199H148L146 196H144L146 192L143 193L144 198L146 197V198H145V201H146L147 203H148V202H149V203L146 204V202L144 201V198L141 197V196H142V194H140V191H141V190H140V191H137L136 189H133V191H134V190L137 191V192L135 191V195H134V194H133L134 192H133V193H130V192H129V191H130L129 189H127V188L125 189V188L123 187V186H124ZM135 183H136V184H135ZM149 183L152 184V186H151ZM155 183H156V184H155ZM166 183L169 185V187L167 186ZM192 183H191V184H192ZM214 183H215V184H214ZM258 183H259L260 186L258 185ZM260 183H262V184H260ZM121 184H122V185H121ZM133 184H134V185H133ZM138 184H140L141 187H140ZM142 184H144V185H142ZM153 184H154V185H153ZM210 184H211L212 186H211ZM213 184H214V185H213ZM216 184H217V185H216ZM221 184H222V185H221ZM249 184H250V185H249ZM131 185H132V186H131ZM135 185H136V186H135ZM137 185H138V186H137ZM185 185H186L187 187H186ZM218 185H219V186H218ZM247 185H249V186H247ZM92 186H93V187H92ZM166 186H167V187H166ZM171 186L173 187V189L170 191V189L172 188ZM201 186H202V187H201ZM210 186H211V187H210ZM213 186H215L214 189L212 188ZM159 187H160V189H159ZM184 187H185V188H184ZM208 187H209V188H208ZM236 187H237V188H236ZM241 187H242L243 189H242ZM258 187H259L260 189H259ZM94 188H93V189H94ZM143 188H144V189H143ZM168 188H170V189H168ZM177 188L179 189V191H178ZM189 188H190L189 192H187L188 190L185 191L186 189H189ZM199 188H202V191H201V189H199ZM211 188L213 189V191H212ZM148 189H149V190H148ZM167 189H168V192H169V193H171L173 190L176 189V191H174V192H176L177 194L180 192L178 195H180L181 192H182V194H181L180 196H178V195H176L175 193H174V194L171 193L170 195L173 194V197H175V196L179 197V198L176 197L175 200H173V199L171 198L172 196L168 195V194H167L168 192L165 191V190H167ZM180 189H183L184 191H180ZM126 190H127V192L125 193ZM154 190H155V191H154ZM158 190L164 191L165 193L167 192V193H166L167 195H165L164 192H161V191H158ZM199 190H200L202 193H204V194H200V196L203 198V199H201V201H199L200 198H201V197L199 198V193H198V192H200ZM203 190H204V191H203ZM255 190H256V191H255ZM65 191H66V190H65ZM142 191H141V192H142ZM156 191H158L159 196H157L158 194H156V193H157ZM191 191H192V193H191ZM206 191H208V190H206ZM131 192H132V190H131ZM160 192H161L162 195L160 194ZM183 192H185V193L187 192V194L190 193V194H191L190 196L193 195V197L190 198V196H188L189 194H188V195L186 194V196H185V193H183ZM201 192H200V193H201ZM261 192H262L263 194H262ZM194 193H195V194H194ZM212 193H213V194H212ZM218 193H219V194H218ZM237 193H236V194H237ZM63 194H64V195H66V194L68 195V192L63 193ZM154 194H155V195H154ZM163 194H164L165 196H164ZM150 195H152V196H150ZM174 195H175V196H174ZM195 195H196V196H195ZM204 195L207 196V197L205 196V197L207 198V201H209V202H211V203H209V202L207 203V201H205L206 199L204 200V198H205ZM257 195H258V196H257ZM260 195H261V196H260ZM127 196H128V197H129V196H132V197H131L132 199H130V197L127 198ZM135 196H136V197H135ZM154 196H157V198H160V196H161V198L158 200V201H160V202L156 201V200H157L156 197H155V200H154V198H153ZM163 196H164V199H165V197H166V201H167L168 199H169V200L172 199V200H171L172 202H175V201H176L177 203L180 204L181 207H180V206H176V205H179V204L174 203V204H173V205L175 206V209H174V206H173V205H172V206L169 205V204H172V203H169V204H168L166 201H164V199L162 198ZM169 196H170V197H169ZM183 196H184L186 199H187V197H188V199L190 198L189 201H188V199L186 200L185 198H183ZM194 196L196 197L195 199H194ZM259 196H260V197H259ZM151 197H152L153 199H151ZM168 197H169V198H168ZM197 197H198L199 199H198ZM208 197H209L211 200H210V199L208 200ZM136 198H137V199H136ZM182 198H183V199H182ZM230 198H231V197H230ZM230 198H229V199H230ZM250 198H251V197H250ZM250 198H249V199H250ZM97 199H98V197H97V198H96V197L93 198L92 202H93L94 200H95L96 202H95V201H94L93 203L91 202V206H89V208L92 207V206H94V205L98 202ZM127 199H129L130 202H129ZM135 199H136V200H135ZM146 199H148V200H146ZM179 199L181 200V203L183 204L184 207H186L185 205H187L186 208L182 207L181 203L179 202ZM193 199H194L196 202L198 201L197 203H198L199 205H198L197 203H195V201H194ZM232 199H233V198L230 199L231 202H232ZM260 199H261L262 201H261ZM83 200L85 201V199H83ZM134 200H135V201H134ZM149 200H150V201H149ZM169 200H168V202H170ZM259 200H260L261 202H260ZM84 201H83V202H84ZM139 201H140V202H139ZM151 201L155 202V203H154L155 206L153 205V203H150ZM161 201H164V202H163L164 204H163ZM185 201H186V202H185ZM187 201H188V202H187ZM203 201H204V202H203ZM215 201H216V200H215ZM143 202H144V203H143ZM156 202H157V203H156ZM165 202H166V204L168 205L169 208H168V207H165V209H163L164 206H166ZM205 202H206V204H209V205L204 204ZM94 203H95V204H94ZM184 203H186V204L184 205ZM193 203H195V204H193ZM143 204H144V205H147V206H145V207H146L145 210H143V208H145ZM151 204H152V205H151ZM160 204H161L162 206H161ZM149 205H150V206H149ZM262 205H263V204H262ZM148 206H149V210H150V211L148 210ZM151 206H152V208H151ZM211 206H212V209H213L214 211L210 208ZM224 206H225V205H224ZM260 206H261V205H260ZM260 206H258V207H260ZM263 206H264V205H263ZM171 207H172V208H171ZM177 207H178V208H177ZM203 207H204V210L202 209ZM85 208L89 210L88 207H85ZM150 208H151V209H150ZM166 208H168L169 211H166V210H167ZM179 208H180V209H181V208H184V209L177 211V212H179V213H177L176 210L179 209ZM209 208H210V211H212L213 214L208 210ZM260 208H261V211L258 210L259 213L257 214V219H258V217H260V218H259L260 220H259L258 222H260L261 220L264 219V217H263V216H264V212H263L264 209H263L262 207H260ZM91 209H92V208H91ZM160 209H161V210L163 209L165 213H162L163 211H161ZM170 209H174V210H170ZM201 209H202V210H201ZM229 210H230V209H229ZM155 211H156V212H155ZM170 211H172V212H171V214L169 215L167 212L170 213ZM207 211H208L209 213H211V214H210L211 217H212V218L210 217L211 219L209 218V214H208ZM224 211H225V212H224ZM147 212H149V213H147ZM160 212H159V213H160ZM180 212H181V213H180ZM206 212H207V213H206ZM223 212H224V214H223ZM155 213H156V214H155ZM166 213H167V214H166ZM229 213H230V214H229ZM154 214H155V215H154ZM164 214H166V215H164ZM192 214L195 215V217H194ZM138 215H140V216L138 217ZM167 215H169V216H167ZM172 215H173V214H172ZM201 215H202V217L204 216V219H203V220H207V219L209 218V220H207L208 223H207L206 221H203V220H202ZM205 215H207V216H205ZM212 215H214V216H215V215H219V216H218L219 218H218L217 216H215V217H217V218H214V216H212ZM260 215H261V216H260ZM164 216H166L167 219H166ZM137 217H138V218H137ZM174 217H175V216H174ZM193 217H194V219H195V218H196V219L193 220ZM205 217H206V218H205ZM207 217H208V218H207ZM198 218H199V219H198ZM255 218H256V217H255ZM139 219H138V220H139ZM164 219H165V220H164ZM200 219H201V220H200ZM257 219H256V220H257ZM158 221H157V222H158ZM196 221H197V223L194 224ZM200 221H201V222H200ZM202 221H203V223H204V222L207 223L208 227H204L203 225L206 226V224H205V223L202 224ZM209 221H211V222H209ZM252 221H253V220H252ZM157 222H155V219H153V222H152L153 224H152V226H153L154 228H156L155 226H156V223H157ZM199 223H201L202 225H200ZM209 223H210V225H209ZM211 223H212V224H211ZM193 224H194V225H193ZM186 225H187V224H186ZM214 225H216V223H214ZM222 225H223V224H222ZM200 226H201V227H200ZM153 227H152V228H153ZM188 227H189V226H188ZM188 227H187V226H186V227H183V229H184V228H188ZM203 227H204V228H203ZM129 228H130V229H133V228H131V227H129ZM149 228H150V231H149L150 234H149V236H151V235H152V233H151V230H152V229H151V227H147V229H149ZM181 228H182V227H181ZM181 228H180V230H181ZM206 228H207V229H206ZM208 228H209V229H208ZM164 230H165V229H164ZM203 230L206 231V232H204V236H205V237L201 234V233L203 232ZM207 230H208V231H207ZM161 231H163V230L161 229ZM163 232H164V231H163ZM207 232H209V233L206 234ZM198 234H199V235H198ZM212 234H214V236H213ZM208 235H210V236L212 235L213 237L211 236L212 238H210V236H208ZM203 237H204V239H203ZM209 238H210V240H209ZM263 238H264V237H263ZM206 239H205V241H207ZM223 239H224L225 241L227 240L226 237H223ZM231 239H232V241H231ZM235 239H236V238H233V236H232V237H229L228 241H229V242L231 241V242L229 243V242L226 241V244H225V241L222 240V238L220 239V240L224 241L225 246H226V245H229V248H228V246H226V247H227V251H228V255L225 254L226 252L223 253L224 249L226 248V247L224 248L223 243H222V244L219 243V244H217V246H218V245H220L221 247L223 246L224 249H222L220 246H219L220 248H218L217 246L215 247V245H216L215 242H214V245H212V246L206 247L205 249L202 247V250L199 249V251L201 250V251H203V252L201 253V251H200V252L198 251V254L201 255V257H202V254L206 252V253H205L206 255L203 254L204 257H207L208 255H209V257L212 256V257H210V258H213L214 256H216V257H218V258L224 259V257H226V260H225L226 262H227V260H228V259L230 258V256H231V259H233L232 261H236V262H237L238 260H240V261H238L237 263L235 262L236 264H239L240 262H241L242 264L245 263V262H246L245 264H247V262H248V264H253V263H250L251 261H250L249 259H246V260H249L250 262H249V261H244V259H243V258H244V254H241V251H243L242 253H245L244 250L246 249V246H245V249H244V246L242 245V248L240 249L239 245L237 246L238 243L234 242ZM261 239H262V238H260V243H261V242L263 243V242H264V239H262V240H261ZM233 240H234V241H233ZM255 241H257V240H255ZM174 242H176V241H174ZM218 242H220V241H216V243H218ZM234 243H236V246H235ZM80 244H81V243L79 242V243L76 244L75 246H78V245H80ZM175 244H178V243L176 242ZM239 244H240V243H239ZM169 245H171V243H170ZM230 245H231V246H230ZM232 245H233V246H232ZM240 245H241V244H240ZM75 246H73V248H75ZM213 246H214L215 248H214ZM234 246H235V247H234ZM210 247H212L211 249L214 248V250H211V249L209 250L208 248H210ZM230 247L235 248L234 250H232V251H234V253H235L236 248H237V249L239 248L237 253H239L241 256H236L237 254L234 255V253H232L231 250H230V251H231V252H230V251L228 250V249H231ZM185 249H186V248H185ZM187 249H188V251H186V250H184V249H183V250H184L185 252H187V253H189V252L191 253L190 248H187ZM206 249L209 250L210 252L208 251V253H207V250H206ZM215 249H216V250H215ZM242 249H244V250H242ZM205 250H206V251H205ZM217 250L220 251V253L222 254L223 258H222V256H221V257L219 256L220 253L216 254V253L218 252ZM239 250H240V252H239ZM184 251L181 250V253L183 254L182 256L184 257V255H186L185 258H187V260H188V254H185ZM204 251H205V252H204ZM221 251H222V252H221ZM236 251H237V250H236ZM229 252H230V254H229ZM190 253H189V257H190ZM211 253H212V254H211ZM213 254H214V255H213ZM215 254H216V255H215ZM223 254H224V255H223ZM232 254L234 255V257H232V256H233ZM217 255H218V256H217ZM242 256H243V257H242ZM238 257H239V258H238ZM240 257L242 258V260L240 259ZM237 258H238V259H237ZM231 259H229V261H228L227 264H234V263H230ZM232 261H231V262H232ZM241 263H240V264H241Z\"/></svg>","mask_w":264,"mask_h":264}]
</instances>
